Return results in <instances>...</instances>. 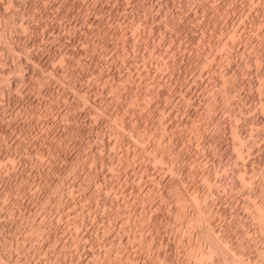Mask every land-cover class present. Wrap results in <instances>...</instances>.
I'll return each instance as SVG.
<instances>
[{"label":"rangeland","instance_id":"rangeland-1","mask_svg":"<svg viewBox=\"0 0 264 264\" xmlns=\"http://www.w3.org/2000/svg\"><path fill=\"white\" fill-rule=\"evenodd\" d=\"M2 1H3V4L1 6V10L5 11V12L7 11L8 14H11V15L13 14V16L15 18L16 26H17V23H20V21L22 19H27V20H25V21L23 20V22H21L22 23L21 27H20V24H18L19 25L18 27H16V26L14 27L12 25V28L7 29L8 31L6 30V32H7L6 37L0 36V40H1L0 46H2V48L0 49V56H2V57H0V68H3L5 71V73L0 72V78H3L2 79L3 82L5 79L6 80L12 79L13 81H15L13 83V85L8 90V91H10V93L6 92V93H4V96H3V94L0 95V99L1 98L5 99V101H4V99L0 100V114H1L0 115V124H1L0 130L3 131L0 134V140L1 139L3 140L2 137H4V139L6 141L9 140L7 143L5 142V140L3 142L1 140L0 144L1 143L2 144L0 146L2 147V145H3L4 149L0 147V149H3L0 151L3 153V152H6L5 150H7L8 152H10L12 150L11 152L13 154H15L16 156H19V155H20L19 157H21V155L24 157L26 156L25 158H27V160H28L25 163L28 165L25 166V164L24 165L20 164V165H18L19 168H17V171H16L15 179L16 178L17 179H16L15 184L16 185L18 184V187H23V190L21 188H19V190L17 189V191H16V192H18L17 194L15 192H13L15 194L14 196L16 198V204H18L19 207L15 204V206H17V207L14 206L15 208H13V211L15 212V215H13V217L15 220L17 218V221H15V224L13 226L14 231L12 230L11 233L16 231L17 234L14 233L13 235H11L12 236L10 239L11 243L8 242L9 245L12 244V246L8 245L10 251H12L11 255H10L11 259H10L8 264H15V263L16 264H18V263H20V264H23V263L24 264H33V263L34 264H86V263L87 264L88 263L89 264H94V263H96V264H100V263L101 264H182V263L183 264H249V263L250 264H264V238H263L264 237L263 236L264 235V232H263L264 229H262V228H264V224H263L264 221L263 220L261 221V218L263 217V215L261 213L264 212L263 211L264 209L262 208V206H264V202H262V200H261L263 198V201H264V194H262V193H264V177H263L264 176V112H263L264 111V73H263L264 72V50H263L264 49V43H263L264 42V28H263V26H264V0H249V1L248 0H184V1H182V0H157L158 2L156 0L155 1L154 0H152V1L151 0H108V1L107 0H92V1L91 0H71V2H70V0H62V2H61V0H33V1L32 0H21V1L20 0H18V1L17 0H2ZM34 1L36 4L33 3ZM53 1H55V2H53ZM141 1L143 3H141ZM16 2H17V6H16ZM26 2H27V4H26ZM51 2L53 4H51ZM59 2H61V3H59ZM7 3H8V5H7ZM12 4H14V5H12ZM20 4H22V5H20ZM72 4H73V6H72ZM102 4H103V7H102ZM69 5L72 8H70ZM18 6H20L21 8ZM17 7H18V9L16 11ZM37 7H38V10H37ZM67 7H68V10H67ZM40 8H41V10H40ZM47 8H48V10H47ZM57 8H58V10H57ZM59 9H60V11H59ZM162 9H163V11H162ZM43 10H44V12H43ZM171 10H172V12H171ZM22 11H24V12H22ZM31 11H32V13H31ZM91 12H92V14H91ZM14 13H16L19 16L17 17V15H15ZM212 13H214V14H212ZM28 14H31V15H28ZM80 14L82 17L81 16L79 17ZM144 14H145L146 18L144 16ZM159 14H160V16H159ZM48 15H49V17H48ZM147 16H148V18H147ZM37 18H39V19H37ZM42 18H43V21H42ZM47 18H49V19H47ZM88 18H90V19H88ZM143 18H144V21L147 19L145 21L147 23V25L145 22H143ZM28 19L30 20V22L34 21V23L31 24L32 22L30 23ZM170 19H172V21H170ZM68 21H69V23H68ZM83 21H84V23H83ZM92 21H93V23H92ZM26 22H28L30 24L28 25V23H27L28 26H26V24H24ZM79 22L81 23V25ZM141 22H143V23H141ZM46 23H48V25H46ZM144 23H145V25H144ZM35 24L37 27L35 26ZM41 24H42V26H41ZM70 24L72 26H70ZM73 24H75V25H73ZM225 24H226V26H225ZM22 25H25L27 27V29L22 28L23 27ZM53 25L54 26L57 25V26H55V28H54ZM1 26H2V21H0V27ZM74 26L76 27V29ZM156 26L158 27V29ZM29 27L30 28L33 27V29H29ZM122 27H123V29H122ZM140 27H141V29H140ZM34 28L35 29L38 28V30L36 31ZM42 28H44V29L42 30ZM67 28H69L68 30H70V31H68ZM228 28H229V30H228ZM10 29H12L13 31H11ZM53 29H54V31H52ZM71 29L74 30V32ZM129 29H130V31H129ZM165 29L166 30L168 29V30L165 31ZM44 30H46V31H44ZM126 31H128V32H126ZM9 32L12 35H14V36H12L13 41L15 40L14 43L17 45L23 46L22 52L20 51L19 54H17L16 52H11L10 50L8 51V49L6 48V46H7L6 38L8 40L9 36L11 35ZM135 32H136V34H134ZM158 32H160L161 35ZM106 33H108V34H106ZM117 33H119V34H117ZM125 33L127 35H125ZM137 33H138V35H137ZM69 34H71V38H69L70 37ZM97 35H99V36H97ZM57 36L60 37V38L58 37L59 39H61L60 41L57 38ZM82 36H84V37L87 36V37L84 38ZM103 36H105V37H103ZM41 37H43V38H41ZM102 37L104 40L102 39ZM131 37H132V39H131ZM231 37H233L232 40H231ZM79 38H80V41H79ZM88 38H89V41H88ZM141 38H144V40ZM19 39H21V40H19ZM69 39H70V41H69ZM92 39H93V41H92ZM97 39L99 40V42L97 41ZM38 40H39V43H38ZM41 40H43V41H41ZM52 40H54V41L52 42ZM55 40H57L58 42H55ZM86 40L90 43L88 44ZM107 40L109 41L108 43H107ZM120 40H121V42H120ZM204 40H205V42H204ZM61 41H62V43H61ZM67 41H68V44H67L68 47H66V45H64L67 43ZM78 41H79V44L77 43ZM3 42H5V43L3 44ZM25 42H27V44ZM28 42H30V43L28 44ZM50 42H52V43L50 44ZM124 43L127 45L128 51H127L126 45ZM59 44H60V46H59ZM122 44L125 45L124 46L125 49H124ZM145 44H147V45H145ZM27 45L29 46L28 48H27ZM50 45L52 47L55 46L54 47L55 49L52 48ZM62 45H64V47H62ZM100 45H102V46H100ZM44 46H46V48ZM48 46H50L51 50ZM70 46H72L73 48H71ZM74 46H75L76 50L74 49ZM76 46H77V48H76ZM89 46H91V47H89ZM148 46H149V48H148ZM99 47H100V49H102V51H100ZM29 48L30 49L32 48V49L30 50ZM65 48H67V49H65ZM132 48H133V50H132ZM2 49H4V51ZM86 49H87L88 53H87V51H85ZM254 49L257 51H255ZM1 50L3 52L2 55H1V53H2ZM46 50L48 52L50 51L49 55L51 57L48 55V52L45 54ZM60 50H61V53H60ZM71 50L74 52V54ZM124 50H126V51H124ZM40 51H42V52H40ZM65 51H67V52H65ZM68 51H69V53H68ZM116 51H118V52H116ZM123 51L125 53H123ZM29 52L32 54L34 53L33 55L35 57H29V55L27 54ZM35 52H37L38 54L37 53L35 54ZM70 52H71V54H70ZM81 52H82V54H81ZM52 53H54V54L52 55ZM56 53H57V55H56ZM65 53H66V55H65ZM110 53H111V55H109ZM62 54H63V56L65 55L64 57L66 58L67 61L65 59H62V58H64L62 56ZM77 54L78 55L80 54V56H78ZM148 54H150V55H148ZM259 54H261V55H259ZM46 55L49 56L50 58L47 59ZM67 55H69L70 58ZM15 56H17V58H18V56L24 58L26 60V62L23 61L21 63H22V65L25 63L24 66L28 63L27 64L28 68L24 67V66L21 67L22 65H19V61ZM42 56H44L43 58H45V59H43ZM60 56H62V58ZM81 56H83V57H81ZM26 57L34 59V62L32 63V59L29 60V58L27 60ZM38 57H41L42 61L38 60ZM54 57L57 59H55ZM107 57H109V59ZM49 59H50V61L48 62ZM61 59L63 60V62H66V63H63L65 67L62 65V68L60 69V67H61L60 65L62 64ZM69 59H70V61H69ZM15 60H17L18 62L16 63ZM110 60H112V61H110ZM5 61H7L6 63L9 64L10 66L7 65L5 63ZM39 61H41V62H39ZM115 61L118 63H116ZM45 62H47V64ZM81 62L83 65L81 64ZM113 63H115V64L113 65ZM136 63H137V65H136ZM32 64H34V65H32ZM40 64H42V65L40 66ZM56 64H57L58 68H57ZM97 64H99V66ZM124 64H127V65H124ZM4 65H6V66H4ZM17 65H19L21 70L15 71V68H13V66L18 67ZM79 66H80V68H79ZM132 66L134 68L136 67L138 69L135 70ZM68 67L70 69H68ZM64 68H65V70H64ZM75 68H76V70H74ZM90 68H91V70H90ZM257 68L259 69V73H258ZM36 69H38V70H36ZM51 69H53V70H51ZM66 69H68V70L66 71ZM94 69H95V71L93 73ZM119 69H120V71H118ZM42 70H44V71H42ZM81 70H83L84 73H82L83 71H81ZM114 70H115V72H114ZM78 71L83 74L82 77H81L82 74L80 75V73H78ZM131 71H132V74H130ZM170 71L172 73H170ZM23 72L24 73L26 72L24 74V76H26V78L25 77L23 78L25 80H23V79L19 80V78H17V75L21 74ZM44 72L47 74L44 75L45 74ZM50 72H52L53 74ZM112 72H114V73H112ZM133 72L135 75L133 74ZM260 72H262L261 74H263V76L260 74ZM57 74L60 76V79L58 78L59 76H57ZM64 74H65V76H63ZM69 74H71V75H69ZM113 74H114V79H116L117 81L113 79ZM178 74H180V75H178ZM55 75H56V78L54 77ZM109 75H111L112 78ZM116 75H117V78H116ZM126 75L127 76L129 75L130 77L127 78ZM131 75H133V76H131ZM48 76H50L52 78H50ZM61 76L64 78H62ZM74 76H75V79H74ZM259 76L263 77V78H261L263 81H260V82H263L262 84L257 82L258 79H260ZM45 77L48 78V81H47V78H45ZM119 77L120 78L122 77V78L119 80ZM53 78H54V80H53ZM45 79L47 82L44 81ZM32 80H33V82H32ZM204 80H205V82H204ZM68 81H69V83H68ZM113 81H115V82L112 83ZM28 82L30 85L27 84ZM31 82L33 83V85ZM48 82H51V83L49 84ZM175 82H176V84H175ZM118 83H119V85H118ZM127 83L129 86L127 85ZM253 83H255V84H253ZM20 84H22V87ZM47 84H49V85H47ZM115 84H117L116 87H114ZM53 85H54V87H53ZM111 85H113V86H111ZM137 85H139V86H137ZM44 87L46 88V90ZM61 87H62V89H61ZM148 87H150V88H148ZM11 88L13 90H10ZM42 88H44V89H42ZM51 88H53V89H51ZM56 88H58V89H56ZM80 88H81V90H83V92L85 90H87V93L86 92H84V93L88 94V95L84 94V96H88V98H89L88 100L91 103L87 104L88 101L84 102V100L82 99V96L80 95V94H82L81 93L82 91L80 90ZM89 88H90V90H89ZM175 89H177V90H175ZM39 90L42 92H40ZM53 90H54V92H52ZM77 91L79 93H77ZM62 92H64L63 93L64 96L62 95ZM137 92H139V93H137ZM12 93H13V95H12ZM41 93H42V96H41ZM162 93H164V94H162ZM65 94H67V95H65ZM192 94H194V95H192ZM259 94H261V95H259ZM29 95H31V96H29ZM136 95L137 96L139 95L138 96L139 101H137L138 99H137ZM151 95H152V97H151ZM175 95H176V97H175ZM202 95H203V97H202ZM21 96H22L23 100L21 99ZM93 96L95 98H92ZM128 96H129V98H128ZM47 97H49V98H47ZM58 98H60V99H58ZM36 99H37V101H36ZM71 99L72 100L74 99L73 102H71L72 101ZM97 99H99L100 102ZM39 100L41 103L39 102ZM49 100L52 101V103ZM69 100H71V101H69ZM91 100H93L94 102H97V103H93V105L91 106V104L93 102ZM2 101H4L5 105ZM7 101H9L10 103ZM18 101H20V103ZM25 101H27V102H25ZM114 101H115V103H114ZM36 102H37V104H36ZM102 102L105 103V106L101 104ZM236 102L238 105L236 104ZM69 103L72 104L71 108H70ZM115 104H116L115 107H117V109L119 108L120 111H119V109L115 110L113 108ZM169 104H170V106H169ZM33 105H35V107H33ZM39 105H41V107H38ZM45 105H47L48 107H45ZM96 105H97V107H96ZM110 105H111V107H110ZM1 106H3V107L1 108ZM14 106H16V107L14 108ZM22 106L24 108L27 107V109H24ZM62 106H64L63 109L65 108L67 111H65V109L63 110ZM73 107L75 110L73 109ZM105 107H107V108L104 109ZM228 107H230V108H228ZM247 107H248V109H247ZM8 108H9V112H8ZM19 108H21L20 112L17 110ZM28 108H29V110H28ZM97 108L104 109L105 113H103V111L100 112V110ZM78 109H80V110H78ZM84 109H85L86 113L83 112ZM113 109L115 111H112ZM131 109H132V111H131ZM10 110H12V111L10 112ZM36 110H37V112H36ZM60 110H61V112H60ZM95 110H97V111H95ZM15 111H17L16 112L17 115H15L16 114V113H14ZM28 111H29V114H27ZM34 111L36 113H34ZM78 111H79V113H78ZM89 111L92 114L97 112V114H99L100 118L97 117L98 115L96 116V115L90 114ZM172 111H174V112H172ZM244 111H245V113H244ZM4 112H5V114H4ZM6 112H8V113L6 114ZM62 112L64 114L67 113L68 115L67 116L64 114L62 115ZM70 112H72V113H70ZM74 112L76 113L75 115H74ZM110 112H112L113 115H112V113L110 115ZM120 112L122 115L120 114ZM140 112H142V113H140ZM9 113H12V114H9ZM23 113L26 115H24ZM115 113H118V115L117 114L114 115ZM128 113L130 114V116ZM19 114L24 115V116H21ZM79 114H80V116H79ZM103 114H106V116L105 115L102 116ZM6 115H7V117H10V115H11L12 118L10 117V120H9V118H7V120H5ZM14 115L16 116L17 119L15 118ZM18 115H19V117H17ZM70 115H72V117ZM73 115H74V118H73ZM123 115L125 117H123ZM31 116H33V117H31ZM77 116H78V118H77ZM20 117H22V119H20ZM75 117H76V121H77L76 123H75ZM13 118H15V119L13 120ZM121 118H124V119H121ZM133 118H134V120H133ZM71 119L73 122L71 121ZM80 119H82V121ZM111 119H112V121H111ZM244 119L248 120V122ZM4 120L6 123L4 122ZM16 120H17V122H16ZM22 120H24V121H22ZM234 120H235V122H233ZM1 121H3V122H1ZM8 121H9V124L11 123L10 126H9V124H7ZM11 121H13V123ZM80 121H81V123H80ZM101 121H102V123H101ZM121 121L124 122L123 123L124 126L126 125L125 126L126 130L124 129L125 127L122 126L123 124ZM18 122L20 125L18 124ZM24 122H26V123H24ZM154 122H155V124H154ZM236 122L238 123V125L236 124ZM94 123H96V124H94ZM115 123L116 124L118 123V124L116 125ZM128 123L130 126L128 125ZM26 124L27 125L29 124V127L31 126L30 127L31 129H28ZM100 124H102L103 126ZM11 125H13V127ZM22 125H24V126L22 127ZM74 125H75V127H74ZM93 125H94V127H93ZM136 125H138V126H136ZM150 125H152L151 128H149ZM153 125H155V126H153ZM1 126L3 129L1 128ZM7 126H9V128L12 129V132ZM19 126H21L20 127L21 130L19 129ZM70 126H71V128H70ZM118 126H120V127H118ZM234 126L237 127L236 130L238 129V131H236V130L234 131V129H235ZM5 127L7 130L4 129ZM129 127H130V129H129ZM164 127H166V128H164ZM175 127H177V128L175 129ZM14 128H16V129H14ZM67 128L69 131H67ZM77 128H80L82 130L77 129ZM154 128H157V130H155ZM239 128H240V130H239ZM242 128H243V131H242ZM52 129H54V130H52ZM95 129H97L98 131ZM127 129L130 131L128 132ZM134 129H136V130H134ZM28 130H32V131H28ZM50 130H52V131H50ZM58 130H59V133H58ZM123 130H125V131H123ZM132 130L134 131V133L131 134L130 132ZM6 131H8V132H6ZM13 131H14V133H13ZM22 131H23V133H20ZM77 131L78 132L80 131L81 133L80 132L78 133ZM114 131H115V134H113ZM116 131H117V133H116ZM137 131H138V133H137ZM240 131L242 132V134L240 133ZM9 132H11V133H9ZM25 132H26V134H25ZM60 132L62 135L60 134ZM82 132H83V134H82ZM90 132H91V134H90ZM151 132H153L154 134ZM175 132H176V136L174 137ZM236 132H238V133H236ZM3 133H5V136ZM8 133H9V136H7ZM63 133H65L66 135ZM86 133L87 134L89 133L91 136L89 134L87 135ZM92 133H94V134H92ZM11 134L14 135V136H12V138L10 137ZM152 134L154 137L152 136ZM249 134H250V136L248 137ZM72 135H73V138H72ZM96 135H97V139H96ZM123 135H125L124 138L121 137ZM158 135H160V136H158ZM177 135H179L178 136L179 138L177 137ZM238 135L239 136L241 135V137L238 138ZM6 136H7V138H5ZM68 136L74 142L71 143ZM137 136H140V137L136 138ZM155 136H156V138H155ZM162 136H163V138L165 137L164 138L165 140L162 138ZM172 136H173V139H172ZM157 137H158V140H160V137H161L162 140H160V143L157 140ZM242 137L243 138L245 137V138L243 139ZM38 138H39V140H38ZM49 138H50V140H49ZM75 138L77 141L74 140ZM121 138H122V141H121ZM153 138L156 139V141ZM52 139H53V141H52ZM61 139H65V140H61ZM101 139H102V142L104 141L103 142L104 144L101 142ZM108 139H110V141H108ZM20 140H21V142H20ZM148 140H150L151 142ZM152 140H153V142H152ZM178 140H179V142H178ZM167 141H168V144L166 143ZM19 142H20V144H19ZM39 142H40V144H39ZM46 142H47L48 146L45 145ZM64 142H66V143H64ZM95 142H97V143H95ZM124 142H126L127 144ZM128 142H131V143H128ZM148 142H150V143H148ZM164 143H166V144L164 145ZM5 144L9 145V148H6ZM50 144L54 145L53 147L56 149H53L52 145L50 146ZM131 144L133 146H131ZM154 144L155 145L158 144L157 145L158 147L154 148L155 147ZM159 144H161L162 146ZM240 144H242L241 147L243 148V150L240 148ZM260 144H261V146H260ZM149 145H150V147H149ZM20 146H22V147H20ZM125 146H127V148ZM152 146H153V148L151 149ZM159 146L161 147L162 150L160 149ZM47 147H48V151H47ZM60 147L62 149H60ZM65 147H66V150H65ZM129 147L131 149H129ZM134 147H135V149H134ZM142 147L143 148L147 147V149H146L147 151L145 152V148L142 149ZM248 147H249V149H248ZM10 148H13V149H10ZM31 148H33V149H31ZM103 148H105V149H103ZM238 148H239V150H238ZM91 149H93L92 153H91V151H89ZM101 149H102V151H101ZM128 149L130 150L129 152H127ZM136 149H138V150L135 151ZM140 149L143 151L141 155H140V153H141ZM154 149L155 150L159 149V151L156 150L157 151L156 153L158 154L157 156L159 157V155L162 153V155L159 158H161V160H162V157H163V160H165L166 163L169 162V163H167L168 166L165 163H163L162 161H160L157 156H155L156 153L153 154L155 151ZM14 150L16 152H14ZM40 150H42V151H40ZM55 150H57L58 152ZM133 150L135 152H133ZM18 151L20 152V154ZM43 151L45 152V154ZM160 151H162V152H160ZM236 151H238V152H236ZM239 151H240V154H239ZM40 152H42L43 156ZM94 152H96L97 154H94ZM131 152L133 154H135L136 157ZM75 153H76V155H75ZM129 153H131V154H129ZM163 153L165 154L166 159L164 158ZM91 154L93 155V157L96 155H98V156H96L97 158L94 157L92 160ZM103 154L105 157L103 156ZM120 154H121V156L122 155H124V156L126 155V156L125 157L123 156L122 158H120L121 157V156H119ZM127 154H129V155H127ZM137 154H139V155L137 156ZM167 154L169 156H167ZM46 155L48 156V158ZM65 155H66V157H65ZM68 155H69V157H68ZM89 155H90V157H89ZM131 155H133V156H131ZM153 155L155 156L156 159L152 158V157H154ZM178 155H180V156H178ZM109 156L110 157L112 156V158H110ZM139 156H140V159H139ZM176 156H178L177 158H179V157H181V158L176 159ZM108 157L110 158V160L107 159ZM169 157L170 158L172 157V158L170 159ZM28 158H30L31 161ZM46 158H47V160H46ZM125 158H126V160H125ZM2 159L3 160H0V162L4 161L5 158H2ZM67 159H68V161H67ZM71 159H72V161H71ZM94 159H95V162L97 161L98 163L97 162L95 163ZM120 159H123L125 161V163L123 164L124 161L123 160L121 161ZM172 159H174V160L176 159L175 162ZM34 160H35V162H34ZM38 160H40L39 161L40 163L38 162ZM145 160H147L146 163H145ZM170 160H172V161H170ZM69 161H71V162H69ZM101 161H104V163H102ZM29 162H31V164H29ZM36 162L38 164H35ZM74 162H75V164H73ZM111 162H112V164H111ZM121 162H122V166L119 165V164H121ZM82 163L84 164V169L82 167V165H83ZM115 163H117V164L113 165ZM172 163H176V164H174V166L173 165L170 166V164H172ZM62 164L65 165V168H63L64 166ZM95 164H97V165H95ZM37 165H40V166H38L39 168H37ZM44 165H45V167L43 168L42 166H44ZM73 165H74V168H76V166H79V168L77 167V170L74 171V169L72 168ZM101 165H102L103 169L101 168ZM118 165H119V167H118ZM20 166L23 168H21ZM29 166L32 167L33 172ZM228 166L230 167L229 171H228V168H229ZM85 167H86V170H85ZM90 167L92 168V170ZM94 167L97 169H95ZM148 167H149V169H148ZM231 167H233V169H231ZM235 167H237V169H235ZM1 168H0V172H1L0 176H4V177H3V179H2V177H0V180L3 181V182L0 181V197H2V199H3L6 196L4 198L6 200V199H8L9 194H7L8 191L6 190V187H4V186L7 184V182L10 179H12V176L10 174H8V172L6 170H4V168H2L4 170V171H2ZM28 168H30V170ZM42 168H43V170H42ZM80 168H82L83 170ZM169 168L170 169L175 168V170L172 172L173 169L170 170ZM208 168H209L210 172L208 171ZM239 168L241 171V172L239 171L240 175L237 173ZM21 169L24 172H22ZM98 169H99V171H98ZM114 169H115V171H114ZM154 169H156V170H154ZM38 170H40V171H38ZM48 170L50 173L47 172ZM80 170H82V171H80ZM84 170L86 171L85 172L86 174L84 173V177L86 176V178H89V179H86L83 177ZM120 170H121V172H120ZM169 170L171 172H169ZM177 170L180 174L178 172H176ZM232 170H234V171H232ZM5 171L7 172L8 175H6ZM43 171H45V175L47 174L46 177L44 176ZM55 171L57 173H59V172L60 173L57 174ZM97 171H98L97 174H99V175L96 174ZM102 171H104V172L106 171V172L103 173ZM153 171H154V173L152 174ZM207 171L209 172V174L211 176L209 174H207L208 173ZM27 172H29V174H27ZM64 172H65V174H64ZM88 172H90V173H88ZM92 172H94L95 174ZM234 172H236V173H234ZM38 173H40V174H38ZM76 173H77V175H76ZM91 173L93 174V177H91L92 176ZM172 173H174V174H172ZM241 173H243V174L247 173L248 176L252 177V178L251 179H249V177L247 178L246 174H245V176L242 174V176H243L242 177ZM261 173H263V174H261ZM20 174H22V176H20ZM71 174H74V175H71ZM104 174H106L105 175L106 177H104V179H103L102 176H104ZM129 174H132V175H129ZM142 174H144V175H142ZM48 175H50V176H48ZM95 175H97V176H95ZM35 176H37V177H35ZM236 176H238V177H236ZM21 177L23 179H20ZM31 177H32V179H31ZM76 177L79 179H77ZM241 177L242 178L246 177V178L242 179ZM7 178H8V180H7ZM34 178L36 180H34ZM93 178H95V179H93ZM98 178L100 179V181H102V187L100 186L101 183H99ZM5 179L7 180L6 184H5V181H6ZM29 179H31V180H29ZM40 179L43 180V181H41L43 184L40 183ZM69 179H71V180H69ZM72 179H74L75 181ZM90 179H92L93 181ZM105 179L107 180V182ZM164 179H165V181H164ZM20 180H21V183H20ZM161 180H162V182H161ZM172 180H174V181H172ZM187 180L190 182L187 183ZM214 180H216V181H214ZM10 181L9 182L12 184L13 179ZM31 181H32V183H31ZM66 181L67 182L70 181L69 184ZM72 181H74V183H72ZM79 181H81L80 183L84 187H86L85 184H87V188H85L86 194L83 192L84 187H81ZM206 181H208V182H206ZM240 181H242L243 184ZM28 182H29V185H31V187L28 185ZM38 182H39V184H37ZM47 182L49 185L51 184L52 186L50 187L47 184ZM61 182H63V183H61ZM96 182H97V184L99 183L97 186H95ZM104 182H106L105 184L108 187L106 185L105 186L103 185ZM234 182H236V183L234 184ZM209 183H211V184L209 185ZM20 184H23V185L20 186ZM24 184H25V188H24ZM32 184H33V186H32ZM40 184H41V187H40ZM56 184L58 186V189L57 188L55 189ZM62 184H64V185H62ZM236 184H238V185H236ZM1 185H2V188H1ZM26 185L29 187H27ZM37 185H39V186H37ZM68 185H70V187L72 185L74 186L73 191ZM77 185H79L80 188L77 187ZM132 185H133L134 190L132 189ZM144 185H145V187H144ZM249 185H250V187H249ZM36 186L39 188H37ZM43 186H45V187H43ZM48 186L50 187L49 189H48ZM61 186L66 187V188H64V190H63V188ZM89 186H91L90 189H89ZM117 186L118 187L120 186V187L118 188ZM122 186L125 187L126 189L123 188ZM52 187H53V191L55 193H57V191H55V190H58V191H59V189H61L60 191L63 190L64 194L61 192L63 194V195L61 194V196L63 198L61 196L60 197L57 196L60 194V191L56 195L54 193H52L53 191L50 190V189H52ZM76 187L82 191V192H80L82 194L79 193L80 196H78L79 195L78 192L80 190H78ZM95 187L96 188L98 187L99 192H98V189H96ZM116 187L118 188V190L116 189ZM147 187H150V188H147ZM152 187H154V189H152ZM184 187H186L188 190L186 191V188H184ZM193 187H194V189H193ZM211 187H212V189H211ZM253 187H254V189H251ZM34 188L36 190H39V191L34 190ZM93 188L95 189L96 192L93 190ZM102 188H104V189H102ZM122 188H123V190L124 189L125 190L121 191ZM75 189H77L78 191H76ZM88 189H89V191H87ZM112 189H114V190H112ZM140 189H142V190H140ZM255 189L257 191H255ZM115 190H117V191H115ZM151 190H153V191H151ZM159 190L160 191L162 190L163 192H159ZM177 190H179V191H177ZM248 190L251 191V194H250V191H248ZM252 190L255 192H253ZM4 191L7 193H5ZM19 191H20V194L22 193L21 194L22 196L25 195L24 196L25 198L21 197V195L19 194ZM23 191L25 192V194L23 193ZM46 191H48V192L46 193ZM50 191H51V194H49ZM64 191L65 192L67 191V192L65 193ZM70 191H71V193H69ZM175 191L178 193H176ZM30 192H32V193H30ZM37 192H39V193H37ZM41 192H43V193H41ZM123 192L124 193L126 192V195L123 194ZM174 192H175V195L173 194ZM75 193L78 195L76 196ZM90 193H92V194H90ZM170 193H171V195H170ZM192 193H194V194H192ZM28 194L30 195V197ZM38 194L39 195L42 194L43 196L42 195L38 196ZM48 194L51 196H49ZM52 194H54V195H52ZM65 194H67L68 196L66 197ZM160 194L164 195V196H161ZM177 194H178V197L182 198V199L177 198L176 197ZM195 194L198 196H195ZM32 195H34V196H32ZM45 195H46L47 199L45 198ZM64 195H65V197H64ZM71 195H72V197H70ZM122 195H124V197ZM18 196L20 198H18ZM35 196H36V198L38 196L37 199H39V200H37L35 198ZM90 196H92V197L94 196V197L91 198ZM165 196L167 198H165ZM171 196H172V199H170ZM56 197H57V199H56ZM85 197H87V198H85ZM112 197H113V199H112ZM128 197H130L129 198L130 201L127 200ZM48 198L50 199L51 202L49 201ZM60 198H61L62 202L60 201ZM64 198L65 199L67 198L66 199L67 202H65ZM70 198H72V201ZM88 198L92 199V200L89 201V200H87ZM94 198L97 199V201H98L97 204L95 203L97 201ZM109 198L113 201H111ZM185 198L187 199V201ZM2 199H0V201L4 200V199L3 200ZM43 199L47 200V201H45L46 205L48 204L47 202H49L50 204H48V206H46L44 204ZM58 199H59V202H58V205H56L57 204L56 202L58 201ZM75 199H78L77 202H75L76 201ZM189 199H191V200H189ZM107 200H108V202H106ZM143 200H144V202H143ZM183 200L186 201V204L182 203ZM41 201H43V203H41ZM68 201H69V205H68ZM87 201L90 204V206L92 205V207H90L89 204H87ZM110 201L112 203L114 201L115 202L112 204V203H110ZM167 201H169V203ZM259 201L262 203V205ZM19 202H21V203H19ZM170 202H171V204H170ZM62 203L64 204L65 207L63 209V205H60V209H59L60 211H58L57 208H59L58 207L59 204H62ZM74 203H76L78 206L75 205ZM84 203H85V205H84ZM109 203L111 204L112 209L109 208L110 207ZM258 203H259V206H261V208L256 206V205H258ZM51 204H54L55 206L52 207V206H50ZM72 204H73V206H71ZM20 205L21 206L26 205V206L21 207ZM66 205H68L67 207H69L68 210H67ZM253 205H254V207H253ZM38 206H41L42 211L40 209H38L39 208ZM74 206H77L76 208L78 210L75 208L77 210V213H76V210L73 208ZM83 206H84V209H83ZM86 206L87 207L89 206V207L87 208ZM116 206H118L120 208H118ZM24 207H25V209H24ZM33 207H34V209H33ZM49 207H50V210L52 209L51 213H49V209H48ZM93 207H94L95 211L92 210ZM250 207H252V208H250ZM29 208H31V210ZM259 208L263 209V210H261V213L259 212L260 210H257ZM26 209H28L29 211L27 210L28 213L26 212V214H25V212H23V211H26ZM72 209H73V211H71ZM113 209H116V211L122 210L123 213L120 215V213L122 211H120V213L117 212L120 215V217H119V215L116 216L117 213ZM141 209L143 212L141 211ZM34 210H37V211L39 210V213L43 217V218L40 217V214L36 211V213L39 214V216L37 215V219H35L36 220L35 223H33V221H34L33 219L36 217L35 212L33 213ZM46 210H48V211H46ZM56 210H57V212L55 213ZM80 210H82V212ZM108 210L109 211L113 210V213L109 212ZM133 210H135L136 212H134ZM44 211H45V213H47V214H45L47 219H44V216L42 215V214H44ZM103 211L106 213H102ZM14 212H12V214H14ZM21 212H23L22 214L24 216L25 215L26 216L24 217L23 215H21ZM58 212H62V214L64 212H66L65 214H68V213H70V214L69 215L63 214L62 220H61V216H60L61 213H58ZM83 212H84V216L87 218L85 220L82 218V217H84L82 215ZM257 212H259L260 215ZM48 213L50 216L48 215ZM79 213H80V215H79ZM29 214H30V217L27 216ZM53 214L54 215L56 214V215L54 216ZM57 214L59 215L58 218H60L59 220H61V221L56 220L55 217L58 216ZM71 214H73V215H71ZM99 214L104 215L105 219L103 220L102 218L104 216H101ZM20 215L24 218H22ZM51 215L54 217L53 219L51 218L52 217ZM88 215H89V217H88ZM15 216H17V217L15 218ZM75 216H76V218H75ZM100 216H101V218H100ZM259 216H260V218H259ZM32 217H33V219H30ZM77 217L81 221H82V219L84 221H86V222L82 221L85 224L83 225V223L81 221L77 220L78 219ZM1 218H3V217L1 216L0 219ZM21 218H22V220L24 219L23 222H22ZM50 218L52 219V224H50L51 223V220H49ZM133 218H135V219H133ZM258 218L260 221H258ZM26 219H28V220H26ZM63 219H65V220H63ZM262 219H264V217ZM2 220L3 219H1L0 221H2ZM44 220H46V222L48 220V224L50 227L48 226V224H46V222H44ZM75 220L77 223L75 222ZM102 220H103V222H102ZM29 221H31V222H29ZM57 221H59V222H57ZM67 221H68V224H66ZM25 222H27V223L25 224ZM37 222H38V224H40L42 226L46 225L44 227H41L43 229L40 228L39 232H38V230L33 228L34 225L37 224ZM39 222H41V223H39ZM64 222H66V223H65L64 227H62ZM146 222H147V224H146ZM30 223L31 224L33 223L34 225L32 224L33 225L32 226ZM70 223H71V227L68 226ZM53 224H54L55 228H54ZM81 224H82V226H81ZM56 225H58V227ZM2 226H3L2 223H0L1 231L2 232L5 231L6 233H8L7 230H4L6 228L5 227L3 228ZM29 226H31V229ZM51 226H53V227H51ZM79 226L82 229V232H81V229L80 230L77 229V227H79ZM64 228H66L67 230ZM71 228L72 229L74 228V229L71 230ZM75 228L77 229L76 231H78L77 232L78 234L75 233L76 232ZM45 229H48V230L44 232ZM18 230H19V232H18ZM33 230L35 232H32V234L26 233L27 237L25 238V231L31 233V231H33ZM49 230H51V231H49ZM69 230H71V231L69 232ZM21 231H23V232H21ZM66 231L69 232L72 236L76 235V234L78 236L76 235V236H74V238L70 237V234L67 233ZM86 231L89 232V235L91 234L93 236V238H91L90 237L91 235L89 236L88 233L86 234L87 235L86 236L85 235ZM260 231H261V233H260ZM20 233H22V234H20ZM41 233H43V234L45 233V234L44 235L42 234V236H41V235H39ZM80 233H82V234H80ZM18 234H19V237L21 235H23V238L21 236L20 238L18 237L15 240V236H18ZM33 234L36 237L35 236L32 237ZM37 235H38V237H37ZM106 235H107V238H106ZM101 236L104 237L105 240H103V238ZM28 237H29V239H28ZM66 237H69V239ZM85 237H87V238H85ZM88 238H89V240H88ZM90 238H91V240H90ZM12 239H13V241H12ZM22 239H23V241H22ZM30 239H31V241H30ZM45 239H47V241ZM65 239H67L68 241L66 242ZM74 239H75V241H74ZM78 239H81V240H79L80 243L77 242ZM86 239L88 240L89 243H87V241H85ZM108 240H110V241H108ZM18 241L21 245L18 244ZM69 241L71 242V246L69 245L70 244ZM25 242H27L29 244L26 243L24 245ZM41 242H42V244H41ZM58 242L59 243L61 242V243L57 244ZM64 242H66L65 243L66 245L62 244ZM75 243L79 246V248H80L79 250H78V248H76L77 245ZM84 243L86 244V247H85ZM56 244L58 245V247H55ZM67 244H68V246H67ZM213 244H215L219 250L216 247L212 246ZM40 245L42 246V248ZM83 245H84L85 249H84ZM60 246H61V248H59ZM64 246L68 252L65 250V248L62 249V247H64ZM11 247H14L16 250L18 249V251H14V249ZM22 247H24V248L22 249ZM67 247H69V248H67ZM34 248H36V251ZM75 248H76V250H75ZM61 249H62V251H61ZM233 249L235 251H233ZM125 250H127V251H125ZM213 250L216 252H214ZM23 251L25 252V254H22V253H24ZM26 251H28L30 254ZM54 251H56V252H54ZM63 251H65V252H63ZM79 251H80V253H79ZM93 252H94V255H93ZM95 252H97V253L95 254ZM64 253H66V254L64 255ZM71 253H73V254H71ZM19 254H21V255H19ZM55 254H57L56 257H54ZM98 254H99V256H98ZM103 254H104V257H103ZM217 254H218V256H217ZM16 255L19 256V257L17 256L18 262L15 259ZM73 255H74V257H73ZM75 255H78L80 257L75 256ZM227 255H228V257H227ZM237 255H238V257H237ZM241 256H243V257H241ZM96 257H98V259ZM23 258H25V259L23 260ZM79 258H81L83 260H81V259L79 260ZM19 259H21V260H19ZM26 259H29V260H26ZM45 259H46V261H45ZM75 259H77V261L79 263ZM22 260H23V262H22ZM241 260H242V262H240ZM43 261H44V263H43Z\"/></svg>","mask_w":264,"mask_h":264},{"label":"bare ground","instance_id":"bare-ground-1","mask_svg":"<svg viewBox=\"0 0 264 264\" xmlns=\"http://www.w3.org/2000/svg\"><path fill=\"white\" fill-rule=\"evenodd\" d=\"M1 1H2V0H0V21H2V26L0 27V36H5V37H6V33H7L6 30L9 29V28H12V25L15 27L16 24H15V18H14V16H13V14L11 15V14H8L7 11H6V12H7V13H6L5 11H2V10H1V6H2V4H3V1H2V2H1ZM17 1H18V0H17ZM20 1H21V0H20ZM20 1H19V2H20ZM32 1H33V0H32ZM91 1H92V0H91ZM107 1H108V0H107ZM151 1H152V0H151ZM154 1H155V0H154ZM156 1H157V0H156ZM182 1H184V0H182ZM248 1H249V0H248ZM38 2H39V1H38ZM41 2H42V1H41ZM53 2H55V1H53ZM61 2H62V0H61ZM61 2H59V3H61ZM70 2H71V0H70ZM72 2H73V1H72ZM109 2H110V1H109ZM144 2H145V1H144ZM147 2H148V1H147ZM157 2H158V1H157ZM159 2H160V1H159ZM225 2H226V1H225ZM255 2H256V1H255ZM13 3H14V2H13ZM33 3H35V1H34ZM42 3H43V2H42ZM42 3H41V4H42ZM65 3H66V2H65ZM96 3H97V2H96ZM141 3H143V2L141 1ZM151 3H152V2H151ZM166 3H167V2H166ZM166 3H165V4H166ZM205 3H206V2H205ZM249 3H250V2H249ZM256 3H257V2H256ZM258 3H259V2H258ZM26 4H27V2H26ZM35 4H36V3H35ZM51 4H53V3L51 2ZM51 4H50V5H51ZM75 4H76V3H75ZM88 4H89V3H88ZM92 4H93V3H92ZM100 4H101V3H100ZM171 4H172V3H171ZM223 4H224V3H223ZM243 4H244V3H243ZM7 5H8V3H7ZM12 5H14V4H12ZM20 5H22V4H20ZM45 5H46V4H45ZM58 5H59V4H58ZM60 5H61V4H60ZM63 5H64V4H63ZM83 5H84V4H83ZM90 5H91V4H90ZM98 5H99V4H98ZM109 5H110V4H109ZM132 5H133V4H132ZM189 5H190V4H189ZM207 5H208V4H207ZM247 5H248V4H247ZM9 6H10V5H9ZM16 6H17V2H16ZM28 6H29V5H28ZM31 6H32V5H31ZM37 6H38V5H37ZM48 6H49V5H48ZM72 6H73V4H72ZM81 6H82V5H81ZM96 6H97V5H96ZM195 6H196V5H195ZM197 6H198V5H197ZM211 6H212V5H211ZM10 7H11V6H10ZM10 7H9V8H10ZM18 7H20V6H18ZM18 7L16 8V11H17ZM35 7H36V6H35ZM69 7H70V5H69ZM102 7H103V4H102ZM134 7H135V6H134ZM172 7H173V6H172ZM212 7H213V6H212ZM20 8H21V7H20ZM24 8H25V7H24ZM27 8H28V7H27ZM42 8H43V7H42ZM70 8H72V7H70ZM92 8H93V7H92ZM92 8H91V9H92ZM96 8H97V7H96ZM96 8H95V9H96ZM98 8H99V7H98ZM117 8H118V7H117ZM121 8H122V7H121ZM177 8H178V7H177ZM205 8H206V7H205ZM209 8H210V7H209ZM3 9H4V8H3ZM44 9H45V8H44ZM60 9H61V8H60ZM60 9H59V11H60ZM64 9H65V8H64ZM73 9H74V8H73ZM77 9H78V8H77ZM89 9H90V8H89ZM134 9H135V8H134ZM141 9H142V8H141ZM149 9H150V8H149ZM156 9H157V8H156ZM163 9H164V8H163ZM163 9H162V11H163ZM24 10H25V9H24ZM34 10H35V9H34ZM34 10H33V11H34ZM37 10H38V7H37ZM40 10H41V8H40ZM47 10H48V8H47ZM57 10H58V8H57ZM67 10H68V7H67ZM137 10H138V9H137ZM157 10H158V9H157ZM177 10H178V9H177ZM201 10H202V9H201ZM201 10H200V11H201ZM256 10H257V9H256ZM260 10H261V9H260ZM16 11H15V12H16ZM19 11H20V10H19ZM19 11H18V12H19ZM26 11H27V10H26ZM88 11H89V10H88ZM100 11H101V10H100ZM146 11H147V10H146ZM158 11H159V10H158ZM215 11H216V10H215ZM22 12H24V11H22ZM22 12H21V13H22ZM40 12H41V11H40ZM43 12H44V10H43ZM66 12H67V11H66ZM137 12H138V11H137ZM156 12H157V11H156ZM171 12H172V10H171ZM175 12H176V11H175ZM258 12H259V11H258ZM21 13H20V14H21ZM31 13H32V11H31ZM45 13H46V12H45ZM94 13H95V12H94ZM117 13H118V12H117ZM173 13H174V12H173ZM14 14L17 15L16 13H14ZM22 14H23V13H22ZM65 14H66V13H65ZM69 14H70V13H69ZM74 14H75V13H74ZM91 14H92V12H91ZM108 14H109V13H108ZM189 14H190V13H189ZM212 14H214V13H212ZM250 14H251V13H250ZM257 14H258V13H257ZM28 15H31V14H28ZM46 15H47V14H46ZM56 15H57V14H56ZM59 15H60V14H59ZM120 15H121V14H120ZM140 15H141V14H140ZM255 15H256V14H255ZM18 16H19V15H17V17H18ZM80 16H81V14L79 15V17H80ZM121 16H122V15H121ZM144 16H145V14H144ZM159 16H160V14H159ZM173 16H174V15H173ZM25 17H26V16H25ZM40 17H41V16H40ZM46 17H47V16H46ZM48 17H49V15H48ZM81 17H82V16H81ZM103 17H104V16H103ZM154 17H155V16H154ZM86 18H87V17H86ZM97 18H98V17H97ZM145 18H146V16H145ZM147 18H148V16H147ZM167 18H168V17H167ZM210 18H211V17H210ZM37 19H39V18H37ZM47 19H49V18H47ZM88 19H90V18H88ZM108 19H109V18H108ZM113 19H114V18H113ZM129 19H130V18H129ZM163 19H164V18H163ZM184 19H185V18H184ZM188 19H189V18H188ZM16 20H17V19H16ZM23 20L25 21V20H27V19H22V20L20 21V23H17V26H16V27L19 26L18 24H20V27H21V24H22L21 22H23ZM28 20H29V19H28ZM44 20H45V19H44ZM51 20H52V19H51ZM99 20H100V19H99ZM99 20H98V21H99ZM120 20H121V19H120ZM126 20H127V19H126ZM146 20H147V19H146ZM146 20H145V21H146ZM168 20H169V19H168ZM248 20H249V19H248ZM254 20H255V19H254ZM36 21H37V20H36ZM38 21H39V20H38ZM42 21H43V18H42ZM45 21H46V20H45ZM45 21H44V22H45ZM89 21H90V20H89ZM96 21H97V20H96ZM145 21H144V18H143V22H145ZM170 21H172V19H170ZM29 22H30V20H29ZM31 22H32V21H31ZM31 22H30V23H31ZM46 22H47V21H46ZM72 22H73V21H72ZM87 22H88V21H87ZM94 22H95V21H94ZM120 22H121V21H120ZM143 22H141V23H143ZM147 22H148V21H147ZM188 22H189V21H188ZM27 23H28V22H26V23H24V24H26V26H28L30 23H28V25H27ZM33 23H34V21H33L31 24H33ZM50 23H51V22H50ZM68 23H69V21H68ZM70 23H71V22H70ZM79 23H80V22H79ZM83 23H84V21H83ZM83 23H82V24H83ZM90 23H91V22H90ZM92 23H93V21H92ZM118 23H119V22H118ZM129 23H130V22H129ZM145 23H146V22H145ZM145 23H144V25H145ZM154 23H155V22H154ZM159 23H160V22H159ZM162 23H163V22H162ZM184 23H185V22H184ZM14 24H15V25H14ZM43 24H44V23H43ZM51 24H52V23H51ZM107 24H108V23H107ZM113 24H114V23H113ZM133 24H134V23H133ZM182 24H183V23H182ZM186 24H187V23H186ZM46 25H48V23H46ZM73 25H75V24H73ZM80 25H81V23H80ZM80 25H79V26H80ZM95 25H96V24H95ZM104 25H105V24H104ZM123 25H124V24H123ZM146 25H147V23H146ZM164 25H165V24H164ZM257 25H258V24H257ZM22 26H23L22 28H24V29L26 28V29H27V27H26L25 25H22ZM35 26H36V24H35ZM41 26H42V24H41ZM49 26H50V25H49ZM53 26H54V25H53ZM55 26H57V25H55ZM55 26H54V28H55ZM70 26H72V25L70 24ZM87 26H88V25H87ZM133 26H134V25H133ZM157 26H158V25H157ZM157 26H156V27H157ZM225 26H226V24H225ZM36 27H37V26H36ZM74 27H75V26H74ZM80 27H81V26H80ZM90 27H91V26H90ZM100 27H101V26H100ZM100 27H99V28H100ZM104 27H105V26H104ZM137 27H138V26H137ZM146 27H147V26H146ZM242 27H243V26H242ZM87 28H88V27H87ZM113 28H114V27H113ZM113 28H112V29H113ZM126 28H127V27H126ZM142 28H143V27H142ZM168 28H169V27H168ZM217 28H218V27H217ZM244 28H245V27H244ZM263 28H264V26H263ZM29 29H33V27H32V28L29 27ZM34 29H35V28H34ZM43 29H44V28H42V30H43ZM68 29H69V28H67V30H68ZM73 29H74V28H73ZM75 29H76V27H75ZM79 29H80V28H79ZM97 29H98V28H97ZM106 29H107V28H106ZM106 29H105V30H106ZM122 29H123V27H122ZM140 29H141V27H140ZM154 29H155V28H154ZM157 29H158V27H157ZM160 29H161V28H160ZM179 29H180V28H179ZM186 29H187V28H186ZM209 29H210V28H209ZM255 29H256V28H255ZM10 30L13 31L12 29H10ZM14 30H15V29H14ZM35 30L37 31L38 28L35 29ZM42 30H41V31H42ZM58 30H59V29H58ZM71 30H72V29H71ZM95 30H96V29H95ZM100 30H101V29H100ZM135 30H136V29H135ZM144 30H145V29H144ZM167 30H168V29H167ZM167 30L165 29V31H167ZM228 30H229V28H228ZM258 30H259V29H258ZM258 30H257V31H258ZM7 31H8V30H7ZM16 31H17V30H16ZM19 31H20V30H19ZM19 31H18V32H19ZM44 31H46V30H44ZM52 31H54V29H53ZM68 31H70V30H68ZM72 31L74 32V30H72ZM76 31H77V30H76ZM82 31H83V30H82ZM85 31H86V30H85ZM90 31H91V30H90ZM98 31H99V30H98ZM129 31H130V29H129ZM145 31H146V30H145ZM207 31H208V30H207ZM221 31H222V30H221ZM38 32H39V31H38ZM48 32H49V31H48ZM86 32H87V31H86ZM124 32H125V31H124ZM126 32H128V31H126ZM9 33H10V32H9ZM13 33H14V32H13ZM16 33H17V32H16ZM52 33H53V32H52ZM52 33H51V34H52ZM54 33H55V32H54ZM57 33H58V32H57ZM111 33H112V32H111ZM115 33H116V32H115ZM152 33H153V32H152ZM158 33L161 35L160 32H158ZM166 33H167V32H166ZM211 33H212V32H211ZM241 33H242V32H241ZM10 34H11V33H10ZM14 34H15V33H14ZM73 34H74V33H73ZM78 34H79V33H78ZM82 34H83V33H82ZM88 34H89V33H88ZM95 34H96V33H95ZM106 34H108V33H106ZM117 34H119V33H117ZM134 34H136V32H135ZM163 34H164V33H163ZM26 35H27V34H26ZM43 35H44V34H43ZM43 35H42V36H43ZM79 35H80V34H79ZM89 35H90V34H89ZM125 35H127V34L125 33ZM137 35H138V33H137ZM140 35H141V34H140ZM151 35H152V34H151ZM175 35H176V34H175ZM229 35H230V34H229ZM255 35H256V34H255ZM261 35H262V34H261ZM12 36H14V35L11 34V35L9 36L8 40H7V38H6V42H7V43H6V44H7L6 48L8 49V51L10 50L11 52H16L17 54H19L20 51L22 52V47H23V46L15 44V43H14L15 40L13 41ZM17 36H18V35H17ZM29 36H30V35H29ZM69 36H70L69 38H71V34H69ZM72 36H73V35H72ZM77 36H78V35H77ZM90 36H91V35H90ZM97 36H99V35H97ZM114 36H115V35H114ZM116 36H117V35H116ZM143 36H144V35H143ZM157 36H158V35H157ZM176 36H177V35H176ZM235 36H236V35H235ZM7 37H8V36H7ZM15 37H16V36H15ZM19 37H20V36H19ZM50 37H51V36H50ZM54 37H55V36H54ZM58 37H59V36H57V38H58ZM61 37H62V36H61ZM82 37H84V36H82ZM85 37H87V36H85ZM85 37H84V38H85ZM103 37H105V36H103ZM103 37H102V39H103ZM127 37H128V36H127ZM134 37H135V36H134ZM139 37H140V36H139ZM237 37H238V36H237ZM247 37H248V36H247ZM258 37H259V36H258ZM2 38H3V37H2ZM31 38H32V37H31ZM35 38H36V37H35ZM41 38H43V37H41ZM59 38H60V37H59ZM59 38H58V39H59ZM74 38H75V37H74ZM74 38H73V39H74ZM80 38H81V37H80ZM80 38H79V41H80ZM92 38H93V37H92ZM107 38H108V37H107ZM111 38H112V37H111ZM156 38H157V37H156ZM164 38H165V37H164ZM210 38H211V37H210ZM221 38H222V37H221ZM232 38H233V37H231V40H232ZM240 38H241V37H240ZM15 39H16V38H15ZM100 39H101V38H100ZM131 39H132V37H131ZM141 39L144 40V38H141ZM148 39H149V38H148ZM161 39H162V38H161ZM211 39H212V38H211ZM19 40H21V39H19ZM60 40H61V39H59V41H60ZM81 40H82V39H81ZM84 40H85V39H84ZM103 40H104V39H103ZM108 40H109V39H108ZM108 40H107V43L109 42ZM112 40H113V39H112ZM127 40H128V39H127ZM164 40H165V39H164ZM209 40H210V39H209ZM216 40H217V39H216ZM219 40H220V39H219ZM235 40H236V39H235ZM0 41H1V40H0ZM3 41H4V40H3ZM41 41H43V40H41ZM53 41H54V40H52V42H53ZM65 41H66V40H65ZM69 41H70V39H69ZM79 41L77 42L78 44H79ZM86 41H87V40H86ZM88 41H89V38H88ZM88 41H87V43L89 44L90 42H88ZM92 41H93V39H92ZM97 41L99 42L98 39H97ZM97 41H96V42H97ZM101 41H102V40H101ZM123 41H124V40H123ZM146 41H147V40H146ZM150 41H151V40H150ZM212 41H213V40H212ZM52 42H50V44H51ZM55 42H58V41L55 40ZM73 42H74V41H73ZM73 42H72V43H73ZM81 42H82V41H81ZM104 42H105V41H104ZM112 42H113V41H112ZM120 42H121V40H120ZM147 42H148V41H147ZM198 42H199V41H198ZM204 42H205V40H204ZM214 42H215V41H214ZM214 42H213V43H214ZM220 42H221V41H220ZM1 43H2V42H1ZM4 43H5V42H3V44H4ZM25 43L27 44V42H25ZM29 43H30V42H28V44H29ZM38 43H39V40H38ZM41 43H42V42H41ZM61 43H62V41H61ZM61 43H60V44H61ZM64 43H65V42H64ZM64 43H63V44H64ZM75 43H76V42H75ZM84 43H85V42H84ZM102 43H103V42H102ZM102 43H101V44H102ZM122 43H123V42H122ZM126 43H127V42H126ZM189 43H190V42H189ZM257 43H258V42H257ZM263 43H264V42H263ZM23 44H24V43H23ZM55 44H56V43H55ZM55 44H54V45H55ZM60 44H59V46H60ZM67 44H68V41H67V43L64 44V45H66V47H68ZM81 44H82V43H81ZM124 44H125V43H124ZM124 44H122L123 47L126 45V44H125V45H124ZM129 44H130V43H129ZM148 44H149V43H148ZM187 44H188V43H187ZM223 44H224V43H223ZM231 44H232V43H231ZM64 45H62V47H64ZM74 45H75V44H74ZM97 45H98V44H97ZM145 45H147V44H145ZM145 45H144V46H145ZM159 45H160V44H159ZM209 45H210V44H209ZM248 45H249V44H248ZM4 46H5V45H4ZM33 46H34V45H33ZM50 46H51V45H50ZM50 46H48V47L50 48ZM55 46H56V45H55ZM55 46H53V47L51 46V47L54 48ZM84 46H85V45H84ZM100 46H102V45H100ZM109 46H110V45H109ZM129 46H130V45H129ZM149 46H150V45H149ZM149 46H148V48H149ZM154 46H155V45H154ZM175 46H176V45H175ZM203 46H204V45H203ZM256 46H257V45H256ZM24 47H25V46H24ZM28 47H29V46L27 45V48H28ZM44 47L46 48V46H44ZM70 47L73 48L72 46H70ZM80 47H81V46H80ZM86 47H87V46H86ZM89 47H91V46H89ZM198 47H199V46H198ZM257 47H258V46H257ZM260 47H261V46H260ZM1 48H2V46H0V49H1ZM76 48H77V46H76ZM107 48H108V47H107ZM128 48H129V47H128ZM183 48H184V47H183ZM189 48H190V47H189ZM196 48H197V47H196ZM210 48H211V47H210ZM216 48H217V47H216ZM225 48H226V47H225ZM229 48H230V47H229ZM29 49H30V48H29ZM31 49H32V48H31ZM31 49H30V50H31ZM54 49H55V48H54ZM58 49H59V48H58ZM63 49H64V48H63ZM65 49H67V48H65ZM74 49H75V46H74ZM78 49H79V48H78ZM82 49H83V48H82ZM99 49H100V47H99ZM110 49H111V48H110ZM110 49H109V50H110ZM124 49H125V47H124ZM126 49H127V45H126ZM134 49H135V48H134ZM140 49H141V48H140ZM150 49H151V48H150ZM192 49H193V48H192ZM192 49H191V50H192ZM214 49H215V48H214ZM2 50L4 51V49H2ZM2 50H1V52H2ZM41 50H42V49H41ZM43 50H44V49H43ZM47 50H48V49H47ZM47 50H46L45 54L48 52ZM50 50H51V48H50ZM75 50H76V49H75ZM113 50H114V49H113ZM122 50H123V49H122ZM132 50H133V48H132ZM159 50H160V49H159ZM166 50H167V49H166ZM254 50H255V49H254ZM263 50H264V49H263ZM23 51H24V50H23ZM36 51H37V50H36ZM71 51H72V50H71ZM85 51H87V49H86ZM85 51H84V52H85ZM97 51H98V50H97ZM100 51H102V49H100ZM124 51H126V50H124ZM124 51H123V53H125ZM127 51H128V49H127ZM155 51H156V50H155ZM255 51H257V50H255ZM259 51H260V50H259ZM24 52H25V51H24ZM27 52H28V51H27ZM40 52H42V51H40ZM49 52H50V51H49ZM49 52H48V55H49ZM65 52H67V51H65ZM72 52H73V51H72ZM116 52H118V51H116ZM164 52H165V51H164ZM6 53H7V52H6ZM29 53H30V52H29ZM29 53H27V54L29 55V57H35V56L33 55L34 53H33V54H32V53L29 54ZM36 53H37V52H35V54H36ZM54 53H55V52H54ZM54 53H52V55H53ZM60 53H61V50H60ZM63 53H64V52H63ZM68 53H69V51H68ZM87 53H88V51H87ZM166 53H167V52H166ZM215 53H216V52H215ZM255 53H256V52H255ZM2 54H3V52L1 53V55H2ZM27 54H26V55H27ZM37 54H38V53H37ZM70 54H71V52H70ZM73 54H74V52H73ZM73 54H72V55H73ZM81 54H82V52H81ZM103 54H104V53H103ZM105 54H106V53H105ZM115 54H116V53H115ZM119 54H120V53H119ZM132 54H133V53H132ZM164 54H165V53H164ZM225 54H226V53H225ZM227 54H228V53H227ZM4 55H5V54H4ZM20 55H21V54H20ZM43 55H44V54H43ZM56 55H57V53H56ZM56 55H55V56H56ZM65 55H66V53H65ZM65 55H64V56H65ZM77 55H78V54H77ZM109 55H111V53H110ZM148 55H150V54H148ZM162 55H163V54H162ZM197 55H198V54H197ZM257 55H258V54H257ZM259 55H261V54H259ZM24 56H25V55H24ZM46 56H47V55H46ZM49 56H50V55H49ZM49 56H47V59L51 57V56H50V57H49ZM62 56H63V54H62ZM62 56H60V57L62 58ZM64 56H63V57H64ZM67 56H69V55H67ZM73 56H74V55H73ZM78 56H80V54H79ZM118 56H119V55H118ZM165 56H166V55H165ZM199 56H200V55H199ZM0 57H2V56H0ZM15 57L17 58V56H15ZM15 57H14V58H15ZM29 57H26L27 60H28ZM43 57H44V56H42V58H43ZM81 57H83V56H81ZM163 57H164V56H163ZM183 57H184V56H183ZM185 57H186V56H185ZM197 57H198V56H197ZM259 57H260V56H259ZM54 58H55V57H54ZM67 58H68V57H67ZM69 58H70V56H69ZM71 58H72V57H71ZM107 58L109 59V57H107ZM118 58H119V57H118ZM132 58H133V57H132ZM134 58H135V57H134ZM17 59H18V61H19V65H22L21 62H23V61L26 62V60H25L24 58H22V57H19V56H18ZM31 59H32V58H29V60H31ZM43 59H45V58H43ZM47 59H46V60H47ZM55 59H57V58H55ZM62 59H65V60H66L65 57L62 58ZM62 59H61V60H62ZM74 59H75V58H74ZM74 59H73V60H74ZM110 59H111V58H110ZM151 59H152V58H151ZM1 60H2V59H1ZM13 60H14V59H13ZM38 60H41V61H42L41 57H38ZM51 60H52V59H51ZM61 60H60V61H61ZM65 60H64V61H65ZM95 60H96V59H95ZM130 60H131V59H130ZM138 60H139V59H138ZM18 61L15 60L16 63H17ZM41 61H39V62H41ZM44 61H45V60H44ZM49 61H50V59L48 60V62H49ZM56 61H57V60H56ZM66 61H67V60H66ZM69 61H70V59H69ZM80 61H81V60H80ZM99 61H100V60H99ZM99 61H98V62H99ZM110 61H112V60H110ZM159 61H160V60H159ZM159 61H158V62H159ZM168 61H169V60H168ZM6 62H7V61H5V63H6ZM12 62H13V61H12ZM27 62H28V61H27ZM33 62H34V59H32V63H33ZM36 62H37V61H36ZM36 62H35V63H36ZM39 62H38V63H39ZM74 62H75V61H74ZM91 62H92V61H91ZM91 62H90V63H91ZM115 62H116V61H115ZM121 62H122V61H121ZM135 62H136V61H135ZM161 62H162V61H161ZM204 62H205V61H204ZM1 63H2V62H1ZM45 63L47 64V62H45ZM61 63H62V64L60 65V66H61L60 69L62 68V65L64 66L63 63H66V62H63V60H62ZM72 63H73V62H72ZM116 63H118V62H116ZM129 63H130V62H129ZM6 64H7V63H6ZM13 64H14V63H13ZM24 64H25V63H24ZM24 64H23L21 67H23ZM27 64H28V63H27ZM27 64H26L24 67H27V68H28V65H27ZM46 64H45V65H46ZM48 64H49V63H48ZM81 64H82V62H81ZM84 64H85V63H84ZM111 64H112V63H111ZM114 64H115V63H113V65H114ZM157 64H158V63H157ZM7 65H9V64H7ZM14 65H15V64H14ZM19 65H17L18 67L13 66V68H15V71H16V70H21L20 67H19ZM32 65H34V64H32ZM38 65H39V64H38ZM41 65H42V64H40V66H41ZM67 65H68V64H67ZM67 65H66V66H67ZM73 65H74V64H73ZM82 65H83V64H82ZM97 65L99 66V64H97ZM108 65H109V64H108ZM119 65H120V64H119ZM124 65H127V64H124ZM136 65H137V63H136ZM170 65H171V64H170ZM4 66H6V65H4ZM4 66H3V67H4ZM9 66H10V65H9ZM9 66H8V67H9ZM36 66H37V65H36ZM56 66H57V64H56ZM88 66H89V65H88ZM102 66H103V65H102ZM150 66H151V65H150ZM42 67H43V66H42ZM48 67H49V66H48ZM64 67H65V66H64ZM71 67H72V66H71ZM96 67H97V66H96ZM132 67H133V66H132ZM152 67H153V66H152ZM180 67H181V66H180ZM4 68H5V67H4ZM11 68H12V67H11ZM27 68H26V69H27ZM30 68H31V67H30ZM40 68H41V67H40ZM57 68H58V66H57ZM66 68H67V67H66ZM79 68H80V66H79ZM101 68H102V67H101ZM104 68H105V67H104ZM133 68H134V67H133ZM186 68H187V67H186ZM260 68H261V67H260ZM32 69H33V68H32ZM53 69H54V68H53ZM53 69H51V70H53ZM68 69H70V68L68 67ZM68 69H66V71H67ZM72 69H73V68H72ZM72 69H71V70H72ZM81 69H82V68H81ZM97 69H98V68H97ZM107 69H108V68H107ZM134 69L136 70V69H138V68L135 67ZM175 69H176V68H175ZM191 69H192V68H191ZM257 69H258V68H257ZM23 70H24V69H23ZM36 70H38V69H36ZM57 70H58V69H57ZM64 70H65V68H64ZM74 70H76V68H75ZM83 70H84V69H83ZM83 70H81V71H83ZM87 70H88V69H87ZM90 70H91V68H90ZM90 70H89V71H90ZM105 70H106V69H105ZM169 70H170V69H169ZM196 70H197V69H196ZM28 71H29V70H28ZM42 71H44V70H42ZM49 71H50V70H49ZM94 71H95V69L93 70V73H94ZM108 71H109V70H108ZM108 71H107V72H108ZM112 71H113V70H112ZM118 71H120V69H119ZM171 71H172V70H171ZM171 71H170V73L173 72V71H172V72H171ZM234 71H235V70H234ZM0 72H1V73H3V72L5 73V71H4L3 68H0ZM33 72H34V71H33ZM74 72H75V71H74ZM90 72H91V71H90ZM114 72H115V70H114ZM114 72H112V73H114ZM136 72H137V71H136ZM25 73H26V72H25ZM25 73L23 72V73H21V74H18V75H17V78H19V80H20V79H23L24 77L26 78V76H24ZM34 73H35V72H34ZM44 73H45V72H44ZM50 73H52V72H50ZM70 73H71V72H70ZM72 73H73V72H72ZM78 73H80V72L78 71ZM82 73H84V71H83ZM82 73H80V75H81ZM109 73H110V72H109ZM123 73H124V72H123ZM141 73H142V72H141ZM258 73H259V69H258ZM261 73H262V72H260V74H261ZM263 73H264V72H263ZM36 74H37V73H36ZM46 74H47V73H45L44 75H46ZM52 74H53V73H52ZM55 74H56V73H55ZM67 74H68V73H67ZM106 74H107V73H106ZM130 74H132V71L130 72ZM133 74H134V72H133ZM183 74H184V73H183ZM225 74H226V73H225ZM2 75H3V74H2ZM44 75H43V76H44ZM61 75H62V74H61ZM69 75H71V74H69ZM76 75H77V74H76ZM100 75H101V74H100ZM111 75H112V74H111ZM111 75H109V76L111 77ZM122 75H123V74H122ZM134 75H135V74H134ZM172 75H173V74H172ZM178 75H180V74H178ZM261 75L263 76V74H261ZM261 75H260V76H261ZM57 76H59V75L57 74ZM63 76H65V74H64ZM82 76H83V74L81 75V77H82ZM94 76H95V75H94ZM119 76H120V75H119ZM126 76H127V75H126ZM131 76H133V75H131ZM146 76H147V75H146ZM174 76H175V75H174ZM221 76H222V75H221ZM260 76H259L260 79H258L257 82H259V83L262 84L263 82H260V81H263V80L261 79V78H263V77H260ZM48 77H50V76H48ZM54 77L56 78V75H55ZM61 77H62V76H61ZM78 77H79V76H78ZM122 77H123V76H122ZM122 77H121V78H122ZM128 77H130V76L128 75L127 78H128ZM134 77H135V76H134ZM144 77H145V76H144ZM170 77H171V76H170ZM175 77H176V76H175ZM17 78H16V79H17ZM28 78H29V77H28ZM45 78H47V77H45ZM50 78H52V77H50ZM58 78L60 79V76H59ZM62 78H64V77H62ZM111 78H112V77H111ZM111 78H110V79H111ZM116 78H117V75H116ZM121 78L119 77V80H120ZM125 78H126V77H125ZM131 78H132V77H131ZM135 78H136V77H135ZM138 78H139V77H138ZM178 78H179V77H178ZM221 78H222V77H221ZM250 78H251V77H250ZM2 79H3V78H0V95L3 94V96H4V93H6V92H9V93H10V91H8V90H9V88L13 85V83H14L15 81H13L12 79H7V80L5 79L4 82H3ZM39 79H40V78H39ZM70 79H71V78H70ZM74 79H75V76H74ZM78 79H79V78H78ZM92 79H93V78H92ZM113 79H114V74H113ZM129 79H130V78H129ZM141 79H142V78H141ZM146 79H147V78H146ZM247 79H248V78H247ZM17 80H18V79H17ZM23 80H25V79H23ZM26 80H27V79H26ZM28 80H29V79H28ZM37 80H38V79H37ZM42 80H43V79H42ZM53 80H54V78H53ZM56 80H57V79H56ZM61 80H62V79H61ZM61 80H60V81H61ZM89 80H90V79H89ZM114 80H116V79H114ZM119 80H118V81H119ZM122 80H123V79H122ZM122 80H121V81H122ZM126 80H127V79H126ZM133 80H134V79H133ZM142 80H143V79H142ZM253 80H254V79H253ZM253 80H252V81H253ZM21 81H22V80H21ZM29 81H30V80H29ZM40 81H41V80H40ZM44 81L47 82V81H48V78H47V81H46V79H45ZM50 81H51V80H50ZM62 81H63V80H62ZM94 81H95V80H94ZM103 81H104V80H103ZM116 81H117V80H116ZM156 81H157V80H156ZM161 81H162V80H161ZM175 81H176V80H175ZM180 81H181V80H180ZM223 81H224V80H223ZM19 82H20V81H19ZM26 82H27V81H26ZM32 82H33V80H32ZM32 82H31V83H32ZM56 82H57V81H56ZM87 82H88V81H87ZM114 82H115V81H113L112 83H114ZM151 82H152V81H151ZM167 82H168V81H167ZM170 82H171V81H170ZM201 82H202V81H201ZM204 82H205V80H204ZM48 83L50 84L51 82H48ZM68 83H69V81H68ZM68 83H67V84H68ZM101 83H102V82H101ZM110 83H111V82H110ZM112 83H111V84H112ZM116 83H117V82H116ZM123 83H124V82H123ZM129 83H130V82H129ZM180 83H181V82H180ZM198 83H199V82H198ZM27 84H29V82H28ZM49 84H47V85H49ZM125 84H126V83H125ZM175 84H176V82H175ZM228 84H229V83H228ZM253 84H255V83H253ZM261 84H260V85H261ZM20 85H21V87H22V84H20ZM25 85H26V84H25ZM29 85H30V84H29ZM32 85H33V83H32ZM64 85H65V84H64ZM96 85H97V84H96ZM99 85H100V84H99ZM109 85H110V84H109ZM113 85H114V84H113ZM113 85H111V86H113ZM118 85H119V83H118ZM127 85H128V83H127ZM130 85H131V84H130ZM154 85H155V84H154ZM166 85H167V84H166ZM171 85H172V84H171ZM179 85H180V84H179ZM184 85H185V84H184ZM256 85H257V84H256ZM27 86H28V85H27ZM90 86H91V85H90ZM104 86H105V85H104ZM116 86H117V84H115L114 87H116ZM128 86H129V85H128ZM137 86H139V85H137ZM46 87H47V86H46ZM53 87H54V85H53ZM57 87H58V86H57ZM63 87H64V86H63ZM80 87H81V86H80ZM130 87H131V86H130ZM153 87H154V86H153ZM206 87H207V86H206ZM225 87H226V86H225ZM18 88H19V87H18ZM44 88H45V87H44ZM44 88H42V89H44ZM74 88H75V87H74ZM112 88H113V87H112ZM112 88H111V89H112ZM124 88H125V87H124ZM124 88H123V89H124ZM148 88H150V87H148ZM161 88H162V87H161ZM169 88H170V87H169ZM182 88H183V87H182ZM14 89H15V88H14ZM24 89H25V88H24ZM42 89H41V90H42ZM51 89H53V88H51ZM56 89H58V88H56ZM61 89H62V87H61ZM85 89H86V88H85ZM108 89H109V88H108ZM116 89H117V88H116ZM180 89H181V88H180ZM183 89H184V88H183ZM227 89H228V88H227ZM10 90H13V89L11 88ZM45 90H46V88H45ZM49 90H50V89H49ZM63 90H64V89H63ZM76 90H77V89H76ZM80 90H81V88H80ZM89 90H90V88H89ZM91 90H92V89H91ZM93 90H94V89H93ZM97 90H98V89H97ZM163 90H164V89H163ZM175 90H177V89H175ZM190 90H191V89H190ZM208 90H209V89H208ZM229 90H230V89H229ZM229 90H228V91H229ZM20 91H21V90H20ZM39 91H40V90H39ZM57 91H58V90H57ZM66 91H67V90H66ZM81 91H82V92H81L82 94H80V95L82 96V99L84 100V102H85V101H88L87 104L91 103V102L88 100V99H89L88 96H84V94H85L84 92L87 93V90H85L84 92H83V90H81ZM99 91H100V90H99ZM133 91H134V90H133ZM135 91H136V90H135ZM33 92H34V91H33ZM40 92H42V91H40ZM48 92H49V91H48ZM48 92H47V93H48ZM52 92H54V90H53ZM52 92H51V93H52ZM96 92H97V91H96ZM101 92H102V91H101ZM106 92H107V91H106ZM162 92H163V91H162ZM9 93H8V94H9ZM56 93H57V92H56ZM63 93H64V92H62V95H63ZM77 93H79V92L77 91ZM89 93H90V92H89ZM93 93H94V92H93ZM132 93H133V92H132ZM137 93H139V92H137ZM141 93H142V92H141ZM183 93H184V92H183ZM183 93H182V94H183ZM217 93H218V92H217ZM18 94H19V93H18ZM53 94H54V93H53ZM60 94H61V93H60ZM60 94H59V95H60ZM72 94H73V93H72ZM159 94H160V93H159ZM162 94H164V93H162ZM12 95H13V93H12ZM15 95H16V94H15ZM27 95H28V94H27ZM37 95H38V94H37ZM43 95H44V94H43ZM51 95H52V94H51ZM65 95H67V94H65ZM68 95H69V94H68ZM85 95H88V94H85ZM95 95H96V94H95ZM102 95H103V94H102ZM114 95H115V94H114ZM130 95H131V94H130ZM168 95H169V94H168ZM183 95H184V94H183ZM192 95H194V94H192ZM211 95H212V94H211ZM221 95H222V94H221ZM259 95H261V94H259ZM24 96H25V95H24ZM29 96H31V95H29ZM33 96H34V95H33ZM41 96H42V93H41ZM63 96H64V95H63ZM63 96H62V97H63ZM126 96H127V95H126ZM136 96H137V95H136ZM138 96H139V95H138ZM138 96H137V99H138ZM142 96H143V95H142ZM170 96H171V95H170ZM190 96H191V95H190ZM209 96H210V95H209ZM13 97H14V96H13ZM13 97H12V98H13ZM53 97H54V96H53ZM57 97H58V96H57ZM59 97H60V96H59ZM99 97H100V96H99ZM134 97H135V96H134ZM134 97H133V98H134ZM151 97H152V95H151ZM157 97H158V96H157ZM175 97H176V95H175ZM202 97H203V95H202ZM210 97H211V96H210ZM261 97H262V96H261ZM8 98H9V97H8ZM8 98H7V99H8ZM47 98H49V97H47ZM65 98H66V97H65ZM92 98H95V97L93 96ZM128 98H129V96H128ZM131 98H132V97H131ZM139 98H140V97H139ZM143 98H144V97H143ZM214 98H215V97H214ZM3 99H4V98H3ZM3 99L1 98L0 100H3ZM21 99L23 100L22 96H21ZM37 99H38V98H37ZM37 99H36V101H37ZM58 99H60V98H58ZM58 99H57V100H58ZM68 99H69V98H68ZM103 99H104V98H103ZM105 99H106V98H105ZM134 99H135V98H134ZM17 100H18V99H17ZM51 100H52V99H51ZM71 100H72V99H71ZM71 100H69V101H71ZM73 100H74V99H73ZM73 100H72L71 102H73ZM95 100H96V99H95ZM97 100H99V99H97ZM132 100H133V99H132ZM135 100H136V99H135ZM135 100H134V101H135ZM166 100H167V99H166ZM191 100H192V99H191ZM262 100H263V99H262ZM4 101H5V99H4ZM4 101H2V102L4 103ZM13 101H14V100H13ZM15 101H16V100H15ZM49 101H50V100H49ZM49 101H48V102H49ZM91 101H93V100H91ZM137 101H139V99H138ZM137 101H136V102H137ZM164 101H165V100H164ZM177 101H178V100H177ZM2 102H1V103H2ZM7 102H9V101H7ZM18 102L20 103V101H18ZM18 102H17V103H18ZM25 102H27V101H25ZM32 102H33V101H32ZM39 102H40V100H39ZM50 102L52 103V101H50ZM54 102H55V101H54ZM75 102H76V101H75ZM99 102H100V100H99ZM190 102H191V101H190ZM9 103H10V102H9ZM17 103H16V104H17ZM40 103H41V102H40ZM46 103H47V102H46ZM77 103H78V102H77ZM79 103H80V102H79ZM93 103H97V102H94V101H93L92 104H91V106L93 105ZM114 103H115V101H114ZM117 103H118V102H117ZM131 103H132V102H131ZM143 103H144V102H143ZM151 103H152V102H151ZM151 103H150V104H151ZM158 103H159V102H158ZM193 103H194V102H193ZM205 103H206V102H205ZM208 103H209V102H208ZM241 103H242V102H241ZM7 104H8V103H7ZM7 104H6V105H7ZM14 104H15V103H14ZM32 104H33V103H32ZM36 104H37V102H36ZM36 104H35V105H36ZM42 104H43V103H42ZM69 104H70V108H71V107H72V104H71V103H69ZM87 104H86V105H87ZM98 104H99V103H98ZM101 104L105 106V103L102 102ZM112 104H113V103H112ZM120 104H121V103H120ZM134 104H135V103H134ZM139 104H140V103H139ZM188 104H189V103H188ZM236 104H237V102H236ZM4 105H5V103H4ZM19 105H20V104H19ZM22 105H23V104H22ZM35 105H33V107H35ZM64 105H65V104H64ZM94 105H95V104H94ZM102 105H101V106H102ZM130 105H131V104H130ZM154 105H155V104H154ZM165 105H166V104H165ZM237 105H238V104H237ZM247 105H248V104H247ZM250 105H251V104H250ZM9 106H10V105H9ZM76 106H77V105H76ZM84 106H85V105H84ZM84 106H83V107H84ZM89 106H90V105H89ZM99 106H100V105H99ZM99 106H98V107H99ZM115 106H116V104L114 105L113 108L116 110L117 107H115ZM117 106H118V105H117ZM167 106H168V105H167ZM169 106H170V104H169ZM213 106H214V105H213ZM224 106H225V105H224ZM243 106H244V105H243ZM2 107H3V106H1V108H2ZM15 107H16V106H14V108H15ZM22 107H23V106H22ZM33 107H32V108H33ZM38 107H41V105H39ZM45 107H48V106L45 105ZM51 107H52V106H51ZM63 107H64V106H62V109H63ZM68 107H69V106H68ZM79 107H80V106H79ZM79 107H78V108H79ZM93 107H94V106H93ZM96 107H97V105H96ZM108 107H109V106H108ZM110 107H111V105H110ZM118 107H119V106H118ZM178 107H179V106H178ZM230 107H231V106H230ZM230 107H228V108H230ZM249 107H250V106H249ZM4 108H5V107H4ZM10 108H11V107H10ZM23 108H24V107H23ZM56 108H57V107H56ZM87 108H88V107H87ZM106 108H107V107H105L104 109H106ZM154 108H155V107H154ZM186 108H187V107H186ZM24 109H27V107H25ZM24 109H23V110H24ZM42 109H43V108H42ZM46 109H47V108H46ZM50 109H51V108H50ZM64 109H65V108H64ZM64 109H63V110H64ZM73 109H74V107H73ZM90 109H91V108H90ZM97 109H99L100 112L103 111V113H105V112H104V109H101V108H97ZM114 109H113L112 111H115ZM118 109H119V108H118ZM118 109H117V110H118ZM170 109H171V108H170ZM247 109H248V107H247ZM2 110H3V109H2ZM4 110H5V109H4ZM13 110H14V109H13ZM17 110L20 112L21 108H19V109H17ZM28 110H29V108H28ZM37 110H38V109H37ZM37 110H36V112H37ZM74 110H75V109H74ZM76 110H77V109H76ZM78 110H80V109H78ZM88 110H89V109H88ZM92 110H93V109H92ZM109 110H110V109H109ZM121 110H122V109H121ZM168 110H169V109H168ZM188 110H189V109H188ZM209 110H210V109H209ZM11 111H12V110H10V112H11ZM41 111H42V110H41ZM43 111H44V110H43ZM65 111H67V110L65 109ZM65 111H64V112H65ZM82 111H83V110H82ZM95 111H97V110H95ZM119 111H120V109H119ZM131 111H132V109H131ZM143 111H144V110H143ZM170 111H171V110H170ZM183 111H184V110H183ZM195 111H196V110H195ZM233 111H234V110H233ZM259 111H260V110H259ZM2 112H3V111H2ZM8 112H9V108H8ZM8 112H6V114H7ZM16 112H17V111H15L14 113H16ZM19 112H18V113H19ZM21 112H22V111H21ZM32 112H33V111H32ZM36 112L34 111V113H36ZM44 112H45V111H44ZM47 112H48V111H47ZM60 112H61V110H60ZM72 112H73V111H72ZM72 112H70V113H72ZM76 112H77V111H76ZM83 112H85V109H84ZM89 112H90V111H89ZM100 112H99V113H100ZM117 112H118V111H117ZM136 112H137V111H136ZM163 112H164V111H163ZM172 112H174V111H172ZM172 112H171V113H172ZM188 112H189V111H188ZM191 112H192V111H191ZM263 112H264V111H263ZM24 113H25V112H24ZM24 113H23V114H24ZM57 113H58V112H57ZM78 113H79V111H78ZM85 113H86V112H85ZM93 113H94V112H93ZM111 113H112V112H110V115H111ZM140 113H142V112H140ZM244 113H245V111H244ZM4 114H5V112H4ZM4 114H3V115H4ZM9 114H12V113H9ZM27 114H29V111H28ZM58 114H59V113H58ZM58 114H57V115H58ZM63 114H64V113L62 112V115H63ZM75 114H76V113L74 112V115H75ZM80 114H81V113H80ZM80 114H79V116H80ZM90 114H92V113L90 112ZM116 114L118 115V113H115L114 115H116ZM120 114H121V112H120ZM120 114H119V115H120ZM128 114H129V113H128ZM151 114H152V113H151ZM163 114H164V113H163ZM235 114H236V113H235ZM247 114H248V113H247ZM262 114H263V113H262ZM0 115H1V114H0ZM15 115H17V113H16ZM15 115H14V116H15ZM19 115H21V114H19ZM19 115H18L17 117H19ZM24 115H26V114H24ZM24 115H21V116H24ZM33 115H34V114H33ZM38 115H39V114H38ZM64 115L67 116L68 114L66 113V114H64ZM74 115H73V118H74ZM92 115H96V116L98 115L97 117H99V114H97V112L94 113V114H92ZM104 115L106 116V114H103L102 116H104ZM112 115H113V113H112ZM121 115H122V114H121ZM174 115H175V114H174ZM243 115H244V114H243ZM257 115H258V114H257ZM14 116H13V117H14ZM70 116L72 117V115H70ZM102 116H101V117H102ZM126 116H127V115H126ZM129 116H130V114H129ZM134 116H135V115H134ZM10 117L12 118L11 115H10ZM10 117H7V115H6L5 120H7V118H9V120H10ZM31 117H33V116H31ZM36 117H37V116H36ZM121 117H122V116H121ZM123 117H125V116L123 115ZM137 117H138V116H137ZM165 117H166V116H165ZM182 117H183V116H182ZM244 117H245V116H244ZM2 118H3V117H2ZM2 118H1V119H2ZM15 118H16V116H15ZM15 118H13V120H14ZM47 118H48V117H47ZM69 118H70V117H69ZM77 118H78V116H77ZM99 118H100V117H99ZM103 118H104V117H103ZM141 118H142V117H141ZM16 119H17V118H16ZM20 119H22V117H20ZM40 119H41V118H40ZM112 119H113V118H112ZM112 119H111V121H112ZM121 119H124V118H121ZM155 119H156V118H155ZM158 119H159V118H158ZM202 119H203V118H202ZM5 120H4V122H5ZM24 120H25V119H24ZM24 120H22V121H24ZM73 120H74V119H73ZM78 120H79V119H78ZM80 120L82 121V119H80ZM97 120H98V119H97ZM114 120H115V119H114ZM133 120H134V118H133ZM244 120H246V119H244ZM19 121H20V120H19ZM31 121H32V120H31ZM71 121H72V119H71ZM81 121H80V123H81ZM83 121H84V120H83ZM94 121H95V120H94ZM125 121H126V120H125ZM138 121H139V120H138ZM153 121H154V120H153ZM168 121H169V120H168ZM230 121H231V120H230ZM230 121H229V122H230ZM246 121L248 122V120H246ZM1 122H3V121H1ZM11 122L13 123V121H11ZM16 122H17V120H16ZM72 122H73V121H72ZM76 122H77V121H76V117H75V123H76ZM78 122H79V121H78ZM95 122H96V121H95ZM118 122H119V121H118ZM121 122H122V121H121ZM121 122H120V123H121ZM143 122H144V121H143ZM231 122H232V121H231ZM233 122H235V120H234ZM237 122H238V121H237ZM237 122H236V124L238 125ZM5 123H6V122H5ZM21 123H22V122H21ZM24 123H26V122H24ZM80 123H79V124H80ZM83 123H84V122H83ZM101 123H102V121H101ZM105 123H106V122H105ZM105 123H104V124H105ZM123 123H124V122H122V124H123ZM167 123H168V122H167ZM170 123H171V122H170ZM239 123H240V122H239ZM3 124H4V123H3ZM7 124H9V121H8ZM10 124H11V123H10ZM10 124H9V126H10ZM18 124H19V122H18ZM31 124H32V123H31ZM68 124H69V123H68ZM71 124H72V123H71ZM77 124H78V123H77ZM77 124H76V125H77ZM88 124H89V123H88ZM91 124H92V123H91ZM94 124H96V123H94ZM115 124H116V123H115ZM117 124H118V123H117ZM117 124H116V125H117ZM122 124H121V125H122ZM126 124H127V123H126ZM147 124H148V123H147ZM154 124H155V122H154ZM156 124H157V123H156ZM185 124H186V123H185ZM185 124H184V125H185ZM189 124H190V123H189ZM0 125H1V124H0ZM19 125H20V124H19ZM82 125H83V124H82ZM82 125H81V126H82ZM100 125H102V124H100ZM111 125H112V124H111ZM113 125H114V124H113ZM128 125H129V123H128ZM134 125H135V124H134ZM139 125H140V124H139ZM157 125H158V124H157ZM163 125H164V124H163ZM166 125H167V124H166ZM237 125H236V126H237ZM240 125H241V124H240ZM4 126H5V125H4ZM9 126H7V127L9 128ZM11 126L13 127V125H11ZM23 126H24V125H22V127H23ZM26 126L28 127V129H31V128H30L31 126L29 127V124H28V125L26 124ZM67 126H68V125H67ZM72 126H73V125H72ZM95 126H96V125H95ZM102 126H103V125H102ZM122 126L125 127L126 125L124 126V124H123ZM129 126H130V125H129ZM136 126H138V125H136ZM147 126H148V125H147ZM151 126H152V125H150L149 128H151ZM153 126H155V125H153ZM167 126H168V125H167ZM204 126H205V125H204ZM236 126H234V127H235L234 131H235L236 128H237ZM14 127H15V126H14ZM20 127H21V126H19V129L21 130ZM62 127H63V126H62ZM65 127H66V126H65ZM74 127H75V125H74ZM83 127H84V126H83ZM93 127H94V125H93ZM96 127H97V126H96ZM118 127H120V126H118ZM157 127H158V126H157ZM241 127H242V126H241ZM241 127H240V128H241ZM245 127H246V126H245ZM1 128H2V126H1ZM33 128H34V127H33ZM56 128H57V127H56ZM70 128H71V126H70ZM100 128H101V127H100ZM116 128H117V127H116ZM121 128H122V127H121ZM144 128H145V127H144ZM164 128H166V127H164ZM176 128H177V127H175V129H176ZM178 128H179V127H178ZM240 128H239V130H240ZM2 129H3V128H2ZM4 129H6V127H5ZM9 129H10L11 132H12V129H11V128H9ZM14 129H16V128H14ZM19 129H18V130H19ZM23 129H24V128H23ZM23 129H22V130H23ZM72 129H73V128H72ZM77 129H80V128H77ZM89 129H90V128H89ZM92 129H93V128H92ZM111 129H112V128H111ZM124 129L126 130V127H125ZM129 129H130V127H129ZM152 129H153V128H152ZM154 129L157 130V128H154ZM231 129H232V128H231ZM246 129H247V128H246ZM246 129H245V130H246ZM6 130H7V129H6ZM34 130H35V129H34ZM52 130H54V129H52ZM52 130H50V131H52ZM64 130H65V129H64ZM64 130H63V131H64ZM80 130H82V129H80ZM95 130H97V129H95ZM101 130H102V129H101ZM125 130H123V131H125ZM127 130H128V129H127ZM134 130H136V129H134ZM162 130H163V129H162ZM0 131H1V130H0ZM28 131H32V130H28ZM46 131H47V130H46ZM60 131H61V130H60ZM67 131H69L68 128H67ZM90 131H91V130H90ZM92 131H93V130H92ZM97 131H98V130H97ZM97 131H96V132H97ZM108 131H109V130H108ZM117 131H118V130H117ZM117 131H116V133H117ZM120 131H121V130H120ZM129 131H130V130H128V132H129ZM132 131H133V130H132ZM132 131L130 132L131 134L134 133V131H133V132H132ZM170 131H171V130H170ZM236 131H238V129H237ZM242 131H243V128H242ZM2 132H3V131H1L0 134H1ZM6 132H8V131H6ZM11 132H9V133H11ZM64 132H65V131H64ZM70 132H71V131H70ZM77 132H78V131H77ZM79 132H80V131H79ZM79 132H78V133H79ZM99 132H100V131H99ZM154 132H155V131H154ZM156 132H157V131H156ZM164 132H165V131H164ZM244 132H245V131H244ZM9 133H8V135H7V134H6V135L9 136ZM13 133H14V131H13ZM20 133H23V131L20 132ZM52 133H53V132H52ZM58 133H59V130H58ZM66 133H67V132H66ZM73 133H74V132H73ZM80 133H81V132H80ZM94 133H95V132H94ZM94 133H92V134H94ZM137 133H138V131H137ZM139 133H140V132H139ZM151 133H153V132H151ZM236 133H238V132H236ZM240 133L242 134L241 131H240ZM240 133H239V134H240ZM3 134H4V136H5V133H3ZM3 134H2V135H3ZM25 134H26V132H25ZM27 134H28V133H27ZM55 134H56V133H55ZM60 134H61V132H60ZM63 134H65V133H63ZM67 134H68V133H67ZM69 134H70V133H69ZM82 134H83V132H82ZM86 134H87V133H86ZM88 134H89V133H88ZM88 134H87V135H88ZM90 134H91V132H90ZM90 134H89V135H90ZM97 134H98V133H97ZM107 134H108V133H107ZM113 134H115V131H114ZM121 134H122V133H121ZM124 134H125V133H124ZM135 134H136V133H135ZM153 134H154V133H153ZM153 134H152V136H153ZM156 134H157V133H156ZM156 134H155V135H156ZM177 134H178V133H177ZM245 134H246V133H245ZM257 134H258V133H257ZM61 135H62V134H61ZM65 135H66V134H65ZM118 135H119V134H118ZM136 135H137V134H136ZM166 135H167V134H166ZM243 135H244V134H243ZM7 136H6L5 138H7ZM12 136H14V135L11 134L10 137L12 138ZM59 136H60V135H59ZM90 136H91V135H90ZM115 136H116V135H115ZM124 136H125V135H123V136H121V137L124 138ZM158 136H160V135H158ZM175 136H176V132H175L174 137H175ZM178 136H179V135H177V137H178ZM249 136H250V134L248 135V137H249ZM255 136H256V135H255ZM40 137H41V136H40ZM46 137H47V136H46ZM55 137H56V136H55ZM63 137H64V136H63ZM63 137H62V138H63ZM65 137H66V136H65ZM68 137H69V136H68ZM88 137H89V136H88ZM93 137H94V136H93ZM93 137H92V138H93ZM101 137H102V136H101ZM110 137H111V136H110ZM116 137H117V136H116ZM119 137H120V136H119ZM138 137H140V136H137L136 138H138ZM144 137H145V136H144ZM153 137H154V136H153ZM168 137H169V136H168ZM170 137H171V136H170ZM239 137H241V135H240V136L238 135V138H239ZM2 138H3V140H2V139H1V140H2V142H3L5 139H4V137H2ZM13 138H14V137H13ZM72 138H73V135H72ZM79 138H80V137H79ZM86 138H87V137H86ZM102 138H103V137H102ZM113 138H114V137H113ZM150 138H151V137H150ZM150 138H149V139H150ZM155 138H156V136H155ZM162 138H163V136H162ZM164 138H165V137H164ZM164 138H163V139H164ZM178 138H179V137H178ZM231 138H232V137H231ZM242 138H243V137H242ZM242 138H241V139H242ZM244 138H245V137H244ZM244 138H243V139H244ZM250 138H251V137H250ZM8 139H9V138H8ZM8 139H7V140H8ZM17 139H18V138H17ZM69 139H70V137H69ZM81 139H82V138H81ZM96 139H97V135H96ZM110 139H111V138H110ZM110 139H108V141H110ZM114 139H115V138H114ZM126 139H127V138H126ZM133 139H134V138H133ZM153 139H154V138H153ZM172 139H173V136H172ZM172 139H171V140H172ZM1 140H0V142H1ZM14 140H15V139H14ZM14 140H13V141H14ZM35 140H36V139H35ZM38 140H39V138H38ZM38 140H37V141H38ZM49 140H50V138H49ZM61 140H65V139H61ZM74 140H76V138H75ZM79 140H80V139H79ZM88 140H89V139H88ZM90 140H91V139H90ZM94 140H95V139H94ZM119 140H120V139H119ZM130 140H131V139H130ZM154 140L156 141V139H154ZM157 140H158V137H157ZM160 140H162L161 137H160ZM160 140H158L159 143H160ZM164 140H165V139H164ZM232 140H233V139H232ZM8 141H9V140H8ZM8 141L5 140L6 143H7ZM10 141H11V140H10ZM43 141H44V140H43ZM52 141H53V139H52ZM67 141H68V140H67ZM76 141H77V140H76ZM116 141H117V140H116ZM116 141H115V142H116ZM121 141H122V138H121ZM143 141H144V140H143ZM148 141H150V140H148ZM158 141H157V142H158ZM175 141H176V140H175ZM248 141H249V140H248ZM20 142H21V140H20ZM20 142H19V144H20ZM49 142H50V141H49ZM58 142H59V141H58ZM70 142L72 143V142H74V141L70 139ZM101 142H102V139H101ZM103 142H104V141H103ZM103 142H102V143H103ZM117 142H118V141H117ZM150 142H151V141H150ZM150 142H148V143H150ZM152 142H153V140H152ZM178 142H179V140H178ZM188 142H189V141H188ZM232 142H233V141H232ZM234 142H235V141H234ZM15 143H16V142H15ZM52 143H53V142H52ZM64 143H66V142H64ZM75 143H76V142H75ZM81 143H82V142H81ZM84 143H85V142H84ZM84 143H83V144H84ZM93 143H94V142H93ZM95 143H97V142H95ZM124 143H126V142H124ZM128 143H131V142H128ZM138 143H139V142H138ZM166 143L168 144V141H167ZM166 143H164V145H165ZM1 144H2V143H1ZM1 144H0V145H1ZM8 144H9V143H8ZM10 144H11V143H10ZM33 144H34V143H33ZM39 144H40V142H39ZM42 144H43V143H42ZM83 144H82V145H83ZM86 144H87V143H86ZM103 144H104V143H103ZM115 144H116V143H115ZM126 144H127V143H126ZM140 144H141V143H140ZM155 144H156V143H155ZM155 144H154V146H155L154 148L158 147V146H157L158 144H157V145H155ZM249 144H250V143H249ZM5 145H6V144H5ZM16 145H17V144H16ZM34 145H35V144H34ZM45 145L48 146L47 142H46ZM51 145H52V144H50V146H51ZM74 145H75V144H74ZM79 145H80V144H79ZM96 145H97V144H96ZM105 145H106V144H105ZM123 145H124V144H123ZM142 145H143V144H142ZM145 145H146V144H145ZM159 145H161V144H159ZM178 145H179V144H178ZM180 145H181V144H180ZM7 146H8V147H7ZM18 146H19V145H18ZM35 146H36V145H35ZM53 146H54V145H52V148H53V149H56V148H54ZM59 146H60V145H59ZM84 146H85V145H84ZM84 146H83V147H84ZM102 146H103V145H102ZM131 146H133V145L131 144ZM161 146H162V145H161ZM233 146H234V145H233ZM241 146H242V144H240V148L243 150V148H242ZM260 146H261V144H260ZM0 147H1V146H0ZM15 147H16V146H15ZM20 147H22V146H20ZM33 147H34V146H33ZM37 147H38V146H37ZM73 147H74V146H73ZM75 147H76V146H75ZM95 147H96V146H95ZM97 147H98V146H97ZM100 147H101V146H100ZM125 147L127 148V146H125ZM139 147H140V146H139ZM149 147H150V145H149ZM159 147H160V146H159ZM245 147H246V146H245ZM1 148H3V145H2ZM6 148H9V145H6ZM16 148H17V147H16ZM34 148H35V147H34ZM50 148H51V147H50ZM67 148H68V147H67ZM80 148H81V147H80ZM85 148H86V147H85ZM110 148H111V147H110ZM144 148H145V152H146V151H147V150H146L147 147H144ZM144 148L142 147V149H144ZM152 148H153V146L151 147V149H152ZM246 148H247V147H246ZM258 148H259V147H258ZM3 149H4V148H3ZM3 149H0V150H3ZM10 149H13V148H10ZM19 149H20V148H19ZM31 149H33V148H31ZM35 149H36V148H35ZM58 149H59V148H58ZM60 149H62V148L60 147ZM93 149H94V148H93ZM93 149H91V150H89V151H91V153H92V150H93ZM96 149H97V148H96ZM103 149H105V148H103ZM119 149H120V148H119ZM119 149H118V150H119ZM121 149H122V148H121ZM129 149H131V148L129 147ZM129 149H128L127 152L130 151ZM134 149H135V147H134ZM148 149H149V148H148ZM151 149H150V150H151ZM160 149H161V147H160ZM241 149H240V150H241ZM248 149H249V147H248ZM65 150H66V147H65ZM84 150H85V149H84ZM107 150H108V149H107ZM110 150H111V149H110ZM123 150H124V149H123ZM123 150H122V151H123ZM125 150H126V149H125ZM137 150H138V149H136L135 151H137ZM154 150H155V149H154ZM156 150L159 151V149H156ZM156 150L154 151L153 154H155V153L157 152ZM161 150H162V149H161ZM179 150H180V149H179ZM238 150H239V148H238ZM245 150H246V149H245ZM5 151H6L7 153H6V152H3V153H2V152L0 151V160H3L2 158H5L4 161L0 162V168H1V167L4 168V170H6V171L8 172V174H10V175L12 176L13 182H12V184H11V183H10V182H11L10 180H12V179H10V180H9L10 182L8 181V182H9V183H8V182H7L8 178H7V180L5 179L6 181L4 180V181H5V184H6V182H7V184H6L4 187H6V190L8 191V193L5 192V191H4V192L7 193V194H9V197H8V199H6V200L4 199V198L6 197V196H5L6 194L4 195V196H5V197L3 198L4 200L2 199V197H0V199L3 200V201H0V217H1V216L3 217V218H1V219H3V220L0 221V223H2V225H3L2 227H3V228H4V227L6 228V229H4V230H7V231H8V233H6L5 231L2 232L1 229H0V263H1V264H8L9 261H10V259H11V256H10V255H11V252H12V251H10L9 246H12V244L9 245L8 242L11 243V241H10V239H11V237H12L11 235H13L14 233H16V231L13 232V233H11V231L13 230V226H14V224H15V221H17V218H16L17 216H15L16 220H15L14 217H13V215H15V212L13 211V208H15V207L18 206V204H16V198H15V196H14L15 194H14L13 192H15V193L17 194V193H18V192H16L17 189L19 190V188H21V189L23 190V187H18V184H17V185L15 184L16 179H17V178L15 179V177H16V171H17V168H19L18 165H20V164H23V165H24V164L28 161L27 158H25L26 156L24 157V156L21 155V157H19L20 155H19V156H16L15 154H13V153L11 152L12 150H11L10 152H8L7 150H5ZM40 151H42V150H40ZM44 151H45V150H44ZM44 151H43V152H44ZM47 151H48V147H47ZM55 151H57V150H55ZM73 151H74V150H73ZM99 151H100V150H99ZM101 151H102V149H101ZM114 151H115V150H114ZM114 151H113V152H114ZM135 151L133 150V152H135ZM140 151H141V153H140V155H141L143 151H142L141 149H140ZM140 151H139V152H140ZM151 151H152V150H151ZM248 151H249V150H248ZM14 152H16V151L14 150ZM18 152H19V151H18ZM27 152H28V151H27ZM37 152H38V151H37ZM51 152H52V151H51ZM57 152H58V151H57ZM75 152H76V151H75ZM78 152H79V151H78ZM81 152H82V151H81ZM109 152H110V151H109ZM125 152H126V151H125ZM160 152H162V151H160ZM165 152H166V151H165ZM204 152H205V151H204ZM236 152H238V151H236ZM32 153H33V152H32ZM35 153H36V152H35ZM40 153L42 154V152H40ZM40 153H39V154H40ZM103 153H104V152H103ZM131 153H132V152H131ZM131 153H129V154H131ZM137 153H138V152H137ZM183 153H184V152H183ZM19 154H20V152H19ZM44 154H45V152H44ZM50 154H51V153H50ZM53 154H54V153H53ZM65 154H66V153H65ZM73 154H74V153H73ZM86 154H87V153H86ZM86 154H85V155H86ZM94 154H97V153L94 152ZM107 154H108V153H107ZM109 154H110V153H109ZM113 154H114V153H113ZM124 154H125V153H124ZM129 154H127V155H129ZM132 154H133V153H132ZM145 154H146V153H145ZM163 154H164V153H163ZM169 154H170V153H169ZM179 154H180V153H179ZM181 154H182V153H181ZM239 154H240V151H239ZM239 154H238V155H239ZM56 155H57V154H56ZM60 155H61V154H60ZM60 155H59V156H60ZM70 155H71V154H70ZM75 155H76V153H75ZM91 155H92V154H91ZM116 155H117V154H116ZM133 155H135V154H133ZM133 155H131V156H133ZM138 155H139V154H137V156H138ZM157 155H158V154L156 153L155 156H157ZM161 155H162V153L159 155V157H160ZM235 155H236V154H235ZM32 156H33V155H32ZM32 156H31V157H32ZM35 156H36V155H35ZM42 156H43V154H42ZM46 156H47V155H46ZM59 156H58V157H59ZM71 156H72V155H71ZM77 156H78V155H77ZM96 156H98V155H96ZM96 156H94V157H96ZM103 156H104V154H103ZM107 156H108V155H107ZM117 156H118V155H117ZM119 156H121V154H120ZM123 156H124V155H122L120 158H122ZM125 156H126V155H125ZM125 156H124V157H125ZM153 156H154V155H153ZM155 156L152 157V158H155ZM163 156H164V158H165V154H164ZM167 156H169V155L167 154ZM172 156H173V155H172ZM174 156H175V155H174ZM178 156H180V155H178ZM178 156H176V159L181 158V157L177 158ZM16 157H17V158H16ZM52 157H53V156H52ZM65 157H66V155H65ZM68 157H69V155H68ZM72 157H73V156H72ZM89 157H90V155H89ZM94 157H93V155H92V160H93ZM104 157H105V156H104ZM109 157H110V156H109ZM109 157H108L107 159L110 160V158H112V156H111L110 158H109ZM127 157H128V156H127ZM135 157H136V155H135ZM157 157H158V156H157ZM159 157H158V158H159ZM33 158H34V157H33ZM47 158H48V156H47ZM47 158H46V160H47ZM87 158H88V157H87ZM96 158H97V157H96ZM96 158H95V159H96ZM102 158H103V157H102ZM132 158H133V157H132ZM141 158H142V157H141ZM169 158H170V157H169ZM171 158H172V157H171ZM171 158H170V159H171ZM173 158H174V157H173ZM188 158H189V157H188ZM28 159L30 160V158H28ZM35 159H36V158H35ZM53 159H54V158H53ZM60 159H61V158H60ZM75 159H76V158H75ZM75 159H74V160H75ZM95 159H94V162H95ZM99 159H100V158H99ZM123 159H124V158H123ZM123 159H120V160L122 161ZM133 159H134V158H133ZM139 159H140V156H139ZM148 159H149V158H148ZM155 159H156V158H155ZM165 159H166V158H165ZM167 159H168V158H167ZM176 159H175V160H176ZM40 160H41V159H40ZM40 160H38V162H39ZM87 160H88V159H87ZM90 160H91V159H90ZM92 160H91V161H92ZM96 160H97V159H96ZM113 160H114V159H113ZM116 160H117V159H116ZM125 160H126V158H125ZM127 160H128V159H127ZM159 160L162 161L163 163H165L166 165H167V163H169V162L166 163V161L163 160V157H162V160H161V158H159ZM172 160H174V159H172ZM172 160H170V161H172ZM175 160H174V162H175ZM30 161H31V160H30ZM32 161H33V160H32ZM67 161H68V159H67ZM67 161H66V162H67ZM71 161H72V159H71ZM71 161H69V162H71ZM98 161H99V160H98ZM111 161H112V160H111ZM118 161H119V160H118ZM123 161H124V160H123ZM146 161H147V160H145V163H146ZM164 161H165V162H164ZM34 162H35V160H34ZM57 162H58V161H57ZM77 162H78V161H77ZM86 162H87V161H86ZM96 162H97V161H96ZM96 162H95V163H96ZM101 162L104 163V161H101ZM105 162H106V161H105ZM119 162H120V161H119ZM141 162H142V161H141ZM236 162H237V161H236ZM39 163H40V162H39ZM84 163H85V162H84ZM97 163H98V162H97ZM124 163H125V161L123 162V164H124ZM160 163H161V162H160ZM205 163H206V162H205ZM238 163H239V162H238ZM240 163H241V162H240ZM1 164H2V165H1ZM29 164H31V162H29ZM32 164H33V163H32ZM35 164H38V163L36 162ZM41 164H42V163H41ZM41 164H40V165H41ZM48 164H49V163H48ZM64 164H65V163H64ZM68 164H69V163H68ZM73 164H75V162H74ZM82 164H83V163H82ZM92 164H93V163H92ZM111 164H112V162H111ZM116 164H117V163H115V164H113V165H116ZM140 164H141V163H140ZM161 164H162V163H161ZM161 164H160V165H161ZM174 164H176V163H172V164H170V166H171V165L174 166ZM230 164H231V163H230ZM26 165H28V164H25V166H26ZM40 165H37V168H39L38 166H40ZM42 165H43V164H42ZM60 165H61V164H60ZM62 165H63V164H62ZM77 165H78V164H77ZM95 165H97V164H95ZM102 165H103V164H102ZM102 165H101V168H102ZM106 165H107V164H106ZM119 165L122 166V162H121V164H119ZM119 165H118V167H119ZM125 165H126V164H125ZM241 165H242V164H241ZM17 166H18V167H17ZM21 166H22V165H21ZM21 166H20V167H21ZM63 166H64L63 168H65V165H63ZM164 166H165V165H164ZM167 166H168V165H167ZM200 166H201V165H200ZM230 166H231V165H230ZM238 166H239V165H238ZM245 166H246V165H245ZM29 167H30L31 170H32V167H31V166H29ZM42 167L44 168L45 165L42 166ZM61 167H62V166H61ZM66 167H67V166H66ZM77 167L79 168V166H76V168H74V165L72 166V168L74 169V171L77 170ZM82 167H83V169H84V164L82 165ZM97 167H98V166H97ZM118 167H117V168H118ZM152 167H153V166H152ZM211 167H212V166H211ZM228 167H229V166H228ZM2 168H1V169H2ZM21 168H23V167H21ZM30 168H28V169L30 170ZM35 168H36V167H35ZM43 168H42V170H43ZM59 168H60V167H59ZM90 168H91V167H90ZM94 168H95V167H94ZM120 168H121V167H120ZM175 168H176V167H175ZM175 168H174V169L172 168L173 170L170 169V168H169V169L172 170V172H173V171L175 170ZM177 168H178V167H177ZM190 168H191V167H190ZM190 168H189V169H190ZM194 168H195V167H194ZM80 169H82V168H80ZM83 169H82V170H83ZM95 169H97V168H95ZM102 169H103V168H102ZM102 169H101V170H102ZM108 169H109V168H108ZM111 169H112V168H111ZM118 169H119V168H118ZM118 169H117V170H118ZM142 169H143V168H142ZM148 169H149V167H148ZM150 169H151V168H150ZM229 169H230V167L228 168V171H229ZM231 169H233V167H231ZM235 169H237V167H235ZM4 170L2 169V171H4ZM35 170H36V169H35ZM62 170H63V169H62ZM82 170H80V171H82ZM85 170H86V167H85ZM85 170H84V172H83V177H84V173L86 172ZM88 170H89V169H88ZM91 170H92V168H91ZM154 170H156V169H154ZM160 170H161V169H160ZM170 170H169V172H171ZM192 170H193V169H192ZM6 171H5V172H6ZM21 171H22V169H21ZM21 171H20V172H21ZM25 171H26V170H25ZM27 171H28V170H27ZM38 171H40V170H38ZM66 171H67V170H66ZM74 171H73V172H74ZM98 171H99V169H98ZM98 171L96 172V174L98 173ZM114 171H115V169H114ZM118 171H119V170H118ZM162 171H163V170H162ZM162 171H161V172H162ZM164 171H165V170H164ZM166 171H167V170H166ZM196 171H197V170H196ZM208 171H209V168H208ZM208 171H207V172H208ZM213 171H214V170H213ZM232 171H234V170H232ZM239 171H240V168H239V170H238V172H237V173L240 175ZM7 172H6V175H8ZM22 172H24V171H22ZM32 172H33V170H32ZM47 172H49V170H48ZM51 172H52V171H51ZM55 172H56V171H55ZM77 172H78V171H77ZM94 172H95V171H94ZM94 172H92V173H94ZM100 172H101V171H100ZM102 172L105 173L106 171H105V172L102 171ZM120 172H121V170H120ZM134 172H135V171H134ZM167 172H168V171H167ZM176 172H178V170H177ZM181 172H182V171H181ZM209 172H210V171H209ZM209 172H208L207 174H209ZM240 172H241V171H240ZM0 173H1V172H0ZM43 173H44V176L46 177L47 174L45 175V171H43ZM49 173H50V172H49ZM49 173H48V174H49ZM53 173H54V172H53ZM56 173H57V172H56ZM59 173H60V172H59ZM59 173H57V174H59ZM88 173H90V172H88ZM88 173H87V174H88ZM92 173H91V175H92L91 177H93V174H92ZM132 173H133V172H132ZM153 173H154V171L152 172V174H153ZM178 173H179V172H178ZM203 173H204V172H203ZM234 173H236V172H234ZM22 174H23V173H22ZM22 174H20V176H22ZM27 174H29V172H27ZM36 174H37V173H36ZM38 174H40V173H38ZM64 174H65V172H64ZM85 174H86V173H85ZM94 174H95V173H94ZM101 174H102V173H101ZM108 174H109V173H108ZM134 174H135V173H134ZM139 174H140V173H139ZM150 174H151V173H150ZM172 174H174V173H172ZM176 174H177V173H176ZM179 174H180V173H179ZM228 174H229V173H228ZM232 174H233V173H232ZM238 174H237V175H238ZM242 174H243V173H241V176H242ZM245 174L247 175V178H248V177H249L248 174H247V173H245ZM245 174H243V175L245 176ZM261 174H263V173H261ZM0 175H1V174H0ZM2 175H3V174H2ZM71 175H74V174H71ZM76 175H77V173H76ZM97 175H99V174H97ZM97 175H95V176H97ZM105 175H106V174H104V176H102L103 179H104V177H106ZM129 175H132V174H129ZM142 175H144V174H142ZM209 175H210V174H209ZM11 176H10V177H11ZM20 176H19V177H20ZM27 176H28V175H27ZM48 176H50V175H48ZM69 176H70V175H69ZM78 176H79V175H78ZM109 176H110V175H109ZM190 176H191V175H190ZM193 176H194V175H193ZM210 176H211V175H210ZM250 176H251V175H250ZM261 176H262V175H261ZM0 177H2V179H3L4 176H0ZM10 177H9V178H10ZM23 177H24V176H23ZM32 177H33V176H32ZM32 177H31V179H32ZM35 177H37V176H35ZM130 177H131V176H130ZM151 177H152V176H151ZM208 177H209V176H208ZM236 177H238V176H236ZM239 177H240V176H239ZM242 177H243V176H242ZM242 177H241V178H242ZM263 177H264V176H263ZM25 178H26V177H25ZM28 178H29V177H28ZM47 178H48V177H47ZM56 178H57V177H56ZM71 178H72V177H71ZM76 178H77V177H76ZM76 178H75V179H76ZM84 178H86V176H85ZM99 178H100V177H99ZM99 178H98V179H99ZM126 178H127V177H126ZM140 178H141V177H140ZM179 178H180V177H179ZM244 178H246V177H244ZM244 178H242V179H244ZM251 178H252V177H249V179H251ZM20 179H23V178L21 177ZM31 179H29V180H31ZM45 179H46V178H45ZM49 179H50V178H49ZM77 179H79V178H77ZM77 179H76V180H77ZM86 179H89V178H86ZM93 179H95V178H93ZM96 179H97V178H96ZM155 179H156V178H155ZM161 179H162V178H161ZM188 179H189V178H188ZM201 179H202V178H201ZM26 180H27V179H26ZM26 180H25V181H26ZM34 180H36V179L34 178ZM55 180H56V179H55ZM67 180H68V179H67ZM69 180H71V179H69ZM72 180H74V179H72ZM90 180H92V179H90ZM105 180H106V179H105ZM131 180H132V179H131ZM135 180H136V179H135ZM137 180H138V179H137ZM145 180H146V179H145ZM157 180H158V179H157ZM210 180H211V179H210ZM0 181H2V180H0ZM23 181H24V180H23ZM41 181H43V180L40 179V183L43 184ZM48 181H49V180H48ZM52 181H53V180H52ZM74 181H75V180H74ZM74 181H72V183H74ZM87 181H88V180H87ZM92 181H93V180H92ZM138 181H139V180H138ZM164 181H165V179H164ZM167 181H168V180H167ZM172 181H174V180H172ZM196 181H197V180H196ZM214 181H216V180H214ZM249 181H250V180H249ZM2 182H3V181H2ZM26 182H27V181H26ZM33 182H34V181H33ZM53 182H54V181H53ZM58 182H59V181H58ZM64 182H65V181H64ZM66 182H67V181H66ZM69 182H70V181H69ZM69 182H67V183L69 184ZM80 182H81V181H79V183H80ZM106 182H107V180H106ZM106 182H104V184H103L104 186L106 185V184H105ZM130 182H131V181H130ZM145 182H146V181H145ZM161 182H162V180H161ZM170 182H171V181H170ZM183 182H184V181H183ZM188 182H190V181L187 180V183H188ZM206 182H208V181H206ZM240 182L242 183V181H240ZM243 182H244V181H243ZM18 183H19V182H18ZM20 183H21V180H20ZM31 183H32V181H31ZM34 183H35V182H34ZM45 183H46V182H45ZM49 183H50V182H49ZM61 183H63V182H61ZM77 183H78V182H77ZM99 183H101L100 186L102 187V181H100V179H99ZM99 183H98V184H99ZM168 183H169V182H168ZM175 183H176V182H175ZM235 183H236V182H234V184H235ZM247 183H248V182H247ZM37 184H39V182H38ZM41 184H40V187H41ZM47 184H48V182H47ZM47 184H46V185H47ZM57 184H58V183H57ZM57 184H56V186H55V189H56V188L58 189ZM64 184H65V183H64ZM64 184H62V185H64ZM98 184H97V182H96V185H95V186H97ZM107 184H108V183H107ZM121 184H122V183H121ZM131 184H132V183H131ZM137 184H138V183H137ZM185 184H186V183H185ZM195 184H196V183H195ZM206 184H207V183H206ZM210 184H211V183H209V185H210ZM242 184H243V183H242ZM22 185H23V184H20V186H22ZM28 185H29V182H28ZM48 185H49V184H48ZM66 185H67V184H66ZM80 185H81V183H80ZM109 185H110V184H109ZM127 185H128V184H127ZM145 185H146V184H145ZM145 185H144V187H145ZM147 185H148V184H147ZM151 185H152V184H151ZM236 185H238V184H236ZM239 185H240V184H239ZM26 186H27V185H26ZM29 186L31 187V185H29ZM29 186H27V187H29ZM32 186H33V184H32ZM37 186H39V185H37ZM37 186H36V187H37ZM49 186L51 187L52 185L50 184ZM49 186H48V189L50 188ZM59 186H60V185H59ZM68 186L70 187V185H68ZM68 186H67V187H68ZM85 186H86V187H84V186L81 185V187H84V191H83L84 193H85V190H86L85 188H87V184H85ZM106 186H107V185H106ZM120 186H121V185H120ZM120 186H119V187H120ZM130 186H131V185H130ZM185 186H186V185H185ZM194 186H195V185H194ZM43 187H45V186H43ZM61 187L63 188V190H64V188H66V187H63V186H61ZM72 187H73V188H72ZM77 187H79V185H77ZM77 187H76V188H77ZM90 187H91V186H89V189H90ZM101 187H100V188H101ZM107 187H108V186H107ZM117 187H118V186H117ZM117 187H116V189L118 190L119 187H118V188H117ZM122 187H123V186H122ZM128 187H129V186H128ZM136 187H137V186H136ZM140 187H141V186H140ZM169 187H170V186H169ZM169 187H168V188H169ZM244 187H245V186H244ZM249 187H250V185H249ZM255 187H256V186H255ZM1 188H2V185H1ZM24 188H25V184H24ZM37 188H39V187H37ZM70 188H71L72 191H73L74 186L72 185ZM79 188H80V187H79ZM95 188H96V187H95ZM123 188H125V187H123ZM123 188L121 189V191L123 190ZM147 188H150V187H147ZM170 188H171V187H170ZM184 188H186V187H184ZM262 188H263V187H262ZM3 189H4V188H3ZM3 189H2V190H3ZM30 189H31V188H30ZM40 189H41V188H40ZM44 189H45V188H44ZM77 189H78V188H77ZM77 189H75V190H76V191L80 190V189H78V190H77ZM81 189H82V188H81ZM89 189H88L87 191H89ZM96 189H98V187H97ZM102 189H104V188H102ZM125 189H126V188H125ZM125 189H124V190H125ZM132 189H133V185H132ZM135 189H136V188H135ZM152 189H154V187H152ZM190 189H191V188H190ZM190 189H189V190H190ZM193 189H194V187H193ZM195 189H196V188H195ZM211 189H212V187H211ZM211 189H210V190H211ZM248 189H249V188H248ZM251 189H254V187L251 188ZM251 189H250V190H251ZM26 190H27V189H26ZM34 190H36V189L34 188ZM41 190H42V189H41ZM41 190H40V191H41ZM50 190L53 191V187H52V189H50ZM60 190H61V189H59V191H60ZM63 190L60 191V194L57 195V196L60 197L61 194L63 193ZM93 190L95 191L94 188H93ZM112 190H114V189H112ZM117 190H115V191H117ZM124 190H123V191H124ZM133 190H134V189H133ZM140 190H142V189H140ZM180 190H181V189H180ZM187 190H188V189L186 188V191H187ZM198 190H199V189H198ZM250 190H248V191H250ZM20 191H21V190H20ZM20 191H19V194H20ZM36 191H39V190H36ZM44 191H45V190H44ZM55 191H57V193L59 192L58 190H55ZM151 191H153V190H151ZM166 191H167V190H166ZM177 191H179V190H177ZM181 191H182V190H181ZM252 191H253V190H252ZM255 191H257V190L255 189ZM255 191H253V192H255ZM262 191H263V190H262ZM47 192H48V191H46V193H47ZM61 192H62V193H61ZM64 192H65V191H64ZM66 192H67V191H66ZM66 192H65V193H66ZM80 192H82V191L80 190V191L78 192V194H79ZM91 192H92V191H91ZM95 192H96V191H95ZM98 192H99V189H98ZM128 192H129V191H128ZM145 192H146V191H145ZM149 192H150V191H149ZM159 192H163V191H162V190H161V191L159 190ZM175 192H176V191H175ZM175 192L173 193L174 195H175ZM193 192H194V191H193ZM12 193H13V194H12ZM23 193L25 194L24 191H23ZM30 193H32V192H30ZM37 193H39V192H37ZM41 193H43V192H41ZM52 193H54L55 195L57 194V193H55L54 191H53ZM69 193H71V191H70ZM115 193H116V192H115ZM115 193H114V194H115ZM121 193H122V192H121ZM143 193H144V192H143ZM176 193H178V192H176ZM184 193H185V192H184ZM197 193H198V192H197ZM21 194H22V193H21ZM21 194H20V195H21ZM34 194H35V193H34ZM49 194H51V191H50ZM49 194H48V195H49ZM54 194H52V195H54ZM63 194H64V193H63ZM63 194H62V195H63ZM67 194H68V193H67ZM67 194H65L66 197L68 196ZM75 194H76V193H75ZM78 194H76V196H77ZM80 194H82V193H80ZM80 194H79L78 196H80ZM85 194H86V193H85ZM85 194H84V195H85ZM90 194H92V193H90ZM95 194H96V193H95ZM95 194H94V195H95ZM123 194L126 195V192H125V193L123 192ZM149 194H150V193H149ZM163 194H164V193H163ZM168 194H169V193H168ZM192 194H194V193H192ZM200 194H201V193H200ZM250 194H251V191H250ZM253 194H254V193H253ZM262 194H264V193H262ZM28 195H29V194H28ZM35 195H36V194H35ZM41 195H42V194H41ZM41 195L38 194V196H41ZM65 195H64V197H65ZM72 195H73V194H72ZM72 195H71L70 197H72ZM106 195H107V194H106ZM117 195H118V194H117ZM150 195H151V194H150ZM160 195H161V194H160ZM170 195H171V193H170ZM170 195H169V196H170ZM174 195H173V196H174ZM184 195H185V194H184ZM184 195H183V196H184ZM189 195H190V194H189ZM208 195H209V194H208ZM1 196H2V195H1ZM16 196H17V195H16ZM24 196H25V195H24ZM24 196L21 195V197L25 198ZM32 196H34V195H32ZM38 196H37V198H38ZM42 196H43V195H42ZM49 196H51V195H49ZM76 196H75V197H76ZM114 196H115V195H114ZM122 196L124 197V195H122ZM161 196H164V195H161ZM169 196H168V197H169ZM192 196H193V195H192ZM195 196H198V195L195 194ZM200 196H201V195H200ZM205 196H206V195H205ZM252 196H253V195H252ZM29 197H30V195H29ZM52 197H53V196H52ZM59 197H58V198H59ZM61 197H62V196H61ZM90 197L93 198L94 196H93V197L90 196ZM90 197H89V198H90ZM157 197H158V196H157ZM174 197H175V196H174ZM176 197L179 198V197H178V194H177ZM176 197H175V198H176ZM193 197H194V196H193ZM18 198H20V197L18 196ZM27 198H28V197H27ZM35 198H36V196H35ZM37 198H36V199H37ZM39 198H40V197H39ZM45 198H46V195H45ZM62 198H63V197H62ZM68 198H69V197H68ZM85 198H87V197H85ZM89 198H88L87 200L91 201L92 199H89ZM115 198H116V197H115ZM129 198H130V197H128L127 200L130 201ZM143 198H144V197H143ZM165 198H167V197L165 196ZM191 198H192V197H191ZM198 198H199V197H198ZM248 198H249V197H248ZM250 198H251V197H250ZM252 198H253V197H252ZM21 199H22V198H21ZM28 199H29V198H28ZM40 199H41V198H40ZM46 199H47V198H46ZM48 199H49V198H48ZM52 199H53V198H52ZM56 199H57V197H56ZM56 199H55V200H56ZM64 199H65V198H64ZM66 199H67V198H66ZM66 199H65V202H67ZM70 199H71V201H72V198H70ZM79 199H80V198H79ZM94 199H95V198H94ZM109 199H110V198H109ZM112 199H113V197H112ZM151 199H152V198H151ZM170 199H172V196H171ZM179 199H182V198H179ZM179 199H178V200H179ZM185 199H186V198H185ZM253 199H254V198H253ZM253 199H252V200H253ZM255 199H256V198H255ZM260 199H261V198H260ZM17 200H18V199H17ZM37 200H39V199H37ZM37 200H36V201H37ZM62 200H63V199H62ZM75 200H76V201H75ZM75 200H74V201L77 202L78 199H75ZM80 200H81V199H80ZM82 200H83V199H82ZM95 200L97 201V199H95ZM110 200H111V199H110ZM127 200H126V201H127ZM133 200H134V199H133ZM146 200H147V199H146ZM189 200H191V199H189ZM261 200H262V202H264V201H263V198H262ZM261 200H260V201H261ZM36 201H35V202H36ZM43 201H44V204H45V203H46L45 201H47V200L43 199ZM43 201H41V203H43ZM49 201H50V199H49ZM60 201H61V198H60ZM93 201H94V200H93ZM111 201H113V200H111ZM111 201H110V203H112ZM155 201H156V200H155ZM184 201H185V200H183L182 203H185V204H186L187 199H186L185 202H184ZM260 201H259V202H260ZM50 202H51V201H50ZM54 202H55V201H54ZM58 202H59V199H58V201L56 202V203H57L56 205H58ZM61 202H62V201H61ZM106 202H108V200H107ZM114 202H115V201H114ZM114 202H113V203H114ZM117 202H118V201H117ZM134 202H135V201H134ZM143 202H144V200H143ZM167 202L169 203V201H167ZM188 202H189V201H188ZM19 203H21V202H19ZM22 203H23V202H22ZM37 203H38V202H37ZM47 203L50 204L49 202H47ZM52 203H53V202H52ZM63 203H64V202H63ZM63 203H62V204H59V206H58L59 208H57L58 211H60V210H59V209H60V205H63V209H64L65 206H64ZM71 203H72V202H71ZM95 203L97 204L98 201L95 202ZM110 203H109V204H110ZM113 203H112V204H113ZM122 203H123V202H122ZM168 203H167V204H168ZM189 203H190V202H189ZM251 203H252V202H251ZM260 203H261V202H260ZM15 204H16L17 206H15ZM39 204H40V203H39ZM44 204H43V205H44ZM48 204H47V205L45 204V205L48 206ZM54 204H55V203H54ZM54 204H51L50 206L53 207V206H55ZM74 204L77 205L76 203H74ZM87 204H89L88 201H87ZM91 204H92V203H91ZM109 204H108V205H109ZM116 204H117V203H116ZM135 204H136V203H135ZM147 204H148V203H147ZM147 204H146V205H147ZM155 204H156V203H155ZM170 204H171V202H170ZM173 204H174V203H173ZM190 204H191V203H190ZM190 204H189V205H190ZM36 205H37V204H36ZM41 205H42V204H41ZM45 205H44V206H45ZM68 205H69V201H68ZM68 205H66V207H67ZM80 205H81V204H80ZM84 205H85V203H84ZM93 205H94V204H93ZM106 205H107V204H106ZM106 205H105V206H106ZM114 205H115V204H114ZM117 205H118V204H117ZM128 205H129V204H128ZM261 205H262V203H261ZM14 206H15V207H14ZM20 206H21V205H20ZM23 206H26V205H22L21 207H23ZM46 206H45V207H46ZM71 206H73V204H72ZM77 206H78V205H77ZM77 206H74L73 208L75 209ZM89 206H90V204H89ZM89 206H88V207H89ZM95 206H96V205H95ZM95 206H94V207H95ZM97 206H98V205H97ZM118 206H119V205H118ZM118 206H116V207H118ZM130 206H131V205H130ZM142 206H143V205H142ZM180 206H181V205H180ZM187 206H188V205H187ZM196 206H197V205H196ZM256 206H258V207L261 208V206H259V203H258V205H256ZM18 207H19V206H18ZM38 207H39L38 209H40V210L42 209L41 206H38ZM86 207H87V206H86ZM88 207H87V208H88ZM90 207H92V205H91ZM94 207L92 208V210H94ZM116 207H115V208H116ZM167 207H168V206H167ZM190 207H191V206H190ZM253 207H254V205H253ZM26 208H27V207H26ZM68 208H69V207H67V210H68ZM96 208H97V207H96ZM109 208H111V204H110V207H109ZM109 208H108V209H109ZM113 208H114V207H113ZM118 208H120V207H118ZM174 208H175V207H174ZM176 208H177V207H176ZM198 208H199V207H198ZM250 208H252V207H250ZM260 208L257 209V210H260L259 212L261 213V210L264 209V206H262L263 209H260ZM24 209H25V207H24ZM29 209L31 210V208H29ZM33 209H34V207H33ZM44 209H45V208H44ZM44 209H43V210H44ZM48 209H49V213H51V210H52V209L50 210V207H49ZM70 209H71V208H70ZM76 209H77V208H76ZM76 209H75V210H76ZM83 209H84V206H83ZM90 209H91V208H90ZM111 209H112V208H111ZM147 209H148V208H147ZM191 209H192V208H191ZM255 209H256V208H255ZM15 210H16V209H15ZM27 210H28V209H26V211H23V212H25V214H26ZM53 210H54V209H53ZM57 210L55 211V213L57 212ZM61 210H62V209H61ZM75 210H74V211H75ZM77 210H78V209H77ZM77 210H76V213H77ZM92 210H91V211H92ZM113 210L116 211V209H113ZM113 210H112V211H109V210H108V211L113 213ZM123 210H124V209H123ZM176 210H177V209H176ZM188 210H189V209H188ZM248 210H249V209H248ZM257 210H256V211H257ZM21 211H22V210H21ZM28 211H29V210H28ZM36 211H37V210H34V211H33V213L35 212L36 217L34 216V217H35L34 219H33V217L30 218V219H33V220H34L33 223H35V221H36L35 219H37V215L39 216V214H40V213H39V210L37 211L39 214H37ZM41 211H42V210H41ZM46 211H48V210H46ZM62 211H63V210H62ZM71 211H73V209H72ZM80 211L82 212V210H80ZM94 211H95V210H94ZM94 211H93V212H94ZM108 211H107V212H108ZM120 211H122V210H120ZM120 211L117 210L116 213H117V212L120 213ZM133 211L136 212L135 210H133ZM141 211H142V209H141ZM189 211H190V210H189ZM250 211H251V210H250ZM263 211H264V210H263ZM263 211H262V212H263ZM12 212H14V214H12ZM23 212H21V215H23V214H22ZM30 212H31V211H30ZM78 212H79V211H78ZM109 212H108V213H109ZM142 212H143V211H142ZM180 212H181V211H180ZM259 212H257V213H259ZM27 213H28V212H27ZM31 213H32V212H31ZM31 213H30V214H31ZM42 213H43V212H42ZM49 213H48V215H49ZM58 213H61L60 216H61V220H62V216H63V214H65L66 212H64L63 214H62V212H58ZM74 213H75V212H74ZM102 213H106V212L103 211ZM102 213H101V214H102ZM122 213H123V211L120 213V215H121ZM260 213H259V215H260ZM263 213H264V212H263ZM263 213H261V214H262L263 217H264V214H263ZM30 214L27 215V216L30 217ZM45 214H47V213H45V211H44V214H42V215L44 216V219H47V217L45 216ZM69 214H70V213L65 214V215H69ZM101 214H99V215H101ZM124 214H125V213H124ZM243 214H244V213H243ZM254 214H255V213H254ZM21 215H20V216H21ZM32 215H33V214H32ZM32 215H31V216H32ZM53 215H54V214H53ZM55 215H56V214H55ZM55 215H54V216H55ZM57 215H58V214H57ZM71 215H73V214H71ZM79 215H80V213H79ZM82 215L84 216V212H83ZM105 215H106V214H105ZM117 215H119V214L117 213L116 216H117ZM120 215H119V217H120ZM126 215H127V214H126ZM130 215H131V214H130ZM130 215H129V216H130ZM152 215H153V214H152ZM185 215H186V214H185ZM185 215H184V216H185ZM23 216H24V215H23ZM25 216H26V215H25ZM25 216H24V217H25ZM49 216H50V215H49ZM51 216H52V215H51ZM101 216H104V215H101ZM101 216H100V218H101ZM106 216H107V215H106ZM116 216H115V217H116ZM135 216H136V215H135ZM142 216H143V215H142ZM182 216H183V215H182ZM21 217H22V216H21ZM24 217H22V218H24ZM40 217H42L41 214H40ZM58 217H59V215H58L57 217H55L56 220H59V219H60V218H58ZM67 217H68V216H67ZM67 217H66V218H67ZM73 217H74V216H73ZM88 217H89V215H88ZM133 217H134V216H133ZM263 217H262V218H263ZM19 218H20V217H19ZM19 218H18V219H19ZM22 218H21V220H22ZM26 218H27V217H26ZM42 218H43V217H42ZM51 218L53 219L54 217L52 216ZM51 218L49 219V220H51V223H50V224H52V219H51ZM75 218H76V216H75ZM77 218H78V217H77ZM82 218H83L84 220L87 219L85 216L82 217ZM106 218H107V217H106ZM108 218H109V217H108ZM136 218H137V217H136ZM168 218H169V217H168ZM259 218H260V216H259ZM259 218H258V221H260ZM262 218H261V221H262V220L264 221V219H262ZM1 219H0V220H1ZM40 219H41V218H40ZM40 219H39V220H40ZM68 219H69V218H68ZM68 219H67V220H68ZM73 219H74V218H73ZM83 219H82V221H83V222H86V221H84ZM102 219L104 220V219H105V216H104ZM120 219H121V218H120ZM133 219H135V218H133ZM153 219H154V218H153ZM21 220H20V221H21ZM23 220H24V219H23ZM23 220H22V222H23ZM26 220H28V219H26ZM41 220H42V219H41ZM41 220H40V221H41ZM61 220H59V221H61ZM63 220H65V219H63ZM77 220H79V218H78ZM103 220H102V222H103ZM42 221H43V220H42ZM42 221H41V222H42ZM59 221H57V222H59ZM73 221H74V220H73ZM79 221H81V220H79ZM82 221H81V222H82ZM29 222H31V221H29ZM41 222H39V223H41ZM44 222H46V220H44ZM44 222H43V223H44ZM62 222H63V221H62ZM75 222H76V220H75ZM83 222H82V223H83ZM114 222H115V221H114ZM26 223H27V222H25V224H26ZM33 223H32V224H33ZM43 223H42V224H43ZM60 223H61V222H60ZM65 223H66V222H64V224L62 225V227H64ZM76 223H77V222H76ZM76 223H75V224H76ZM210 223H211V222H210ZM19 224H20V223H19ZM25 224H24V225H25ZM28 224H29V223H28ZM30 224H31V223H30ZM32 224H31V225H32ZM46 224H48V220H47ZM66 224H68V221H67ZM72 224H73V223H72ZM78 224H79V223H78ZM84 224H85V223H83V225H84ZM103 224H104V223H103ZM106 224H107V223H106ZM146 224H147V222H146ZM263 224H264V223H263ZM22 225H23V224H22ZM33 225H34V224H33ZM33 225H32V226H33ZM43 225H44V224H43ZM58 225H59V224H58ZM58 225H56V226L58 227ZM60 225H61V224H60ZM104 225H105V224H104ZM17 226H18V225H17ZM27 226H28V225H27ZM44 226H46V225H44ZM44 226L38 224V222H37V224H35L33 228H35V229L38 230V232H39V229H40L41 227H44ZM48 226H49V224H48ZM53 226H54V224H53ZM53 226H51V227H53ZM68 226L71 227V223H70ZM75 226H76V225H75ZM81 226H82V224H81ZM148 226H149V225H148ZM158 226H159V225H158ZM2 227H1V228H2ZM29 227H30V229H31V226H29ZM49 227H50V226H49ZM49 227H48V228H49ZM66 227H67V226H66ZM69 227H68V228H69ZM212 227H213V226H212ZM15 228H16V227H15ZM15 228H14V229H15ZM54 228H55V226H54ZM259 228H260V227H259ZM261 228H262V227H261ZM30 229H29V230H30ZM41 229H43V228H41ZM64 229H66V228H64ZM69 229H70V228H69ZM73 229H74V228H73ZM73 229L71 228V230H73ZM77 229L80 230V229H81L80 226L77 227ZM77 229L75 228V231H76ZM142 229H143V228H142ZM161 229H162V228H161ZM262 229H264V228H262ZM15 230H16V229H15ZM24 230H25V229H24ZM24 230H23V231H24ZM27 230H28V229H27ZM47 230H48V229H45L44 232L47 231ZM51 230H52V229H51ZM51 230H49V231H51ZM66 230H67V229H66ZM71 230H69V232H70ZM157 230H158V229H157ZM13 231H14V230H13ZM23 231H21V232H23ZM84 231H85V230H84ZM84 231H83V232H84ZM18 232H19V230H18ZM32 232H35V231H34V230L31 231V233L25 231V238L27 237V236H26V233H28V234H32ZM38 232H37V233H38ZM40 232H41V231H40ZM42 232H43V231H42ZM66 232H67V231H66ZM69 232H67V233H69ZM73 232H74V231H73ZM77 232H78V231H76L75 233H77ZM81 232H82V229H81ZM243 232H244V231H243ZM263 232H264V230H263ZM37 233H36V234H37ZM71 233H72V232H71ZM87 233H88V235H89V232H87V231L85 232V235H86ZM260 233H261V231H260ZM16 234H17V233H16ZM20 234H22V233H20ZM28 234H27V235H28ZM34 234H35V233H34ZM34 234L32 235V237L35 236ZM42 234H43V233H41V234H39V235L42 236ZM44 234H45V233H44ZM44 234H43V235H44ZM69 234H70V233H69ZM77 234H78V233H77ZM77 234H76V235H77ZM80 234H82V233H80ZM80 234H79V235H80ZM83 234H84V233H83ZM103 234H104V233H103ZM107 234H108V233H107ZM76 235H73V236H72V235L70 234V237H73V238H74V236H76ZM90 235H91V234H90ZM90 235H89V236H90ZM163 235H164V234H163ZM14 236H15V235H14ZM21 236H22V238H23V235H21ZM21 236H20V237H21ZM46 236H47V235H46ZM77 236H78V235H77ZM86 236H87V235H86ZM102 236H103V235H102ZM102 236H101V237H102ZM104 236H105V235H104ZM123 236H124V235H123ZM263 236H264V235H263ZM18 237H19V234H18V236H15V240H16V238H18ZM20 237H19V238H20ZM30 237H31V236H30ZM35 237H36V236H35ZM35 237H34V238H35ZM37 237H38V235H37ZM48 237H49V236H48ZM80 237H81V236H80ZM90 237L93 238L92 235H91ZM251 237H252V236H251ZM25 238H24V239H25ZM41 238H42V237H41ZM41 238H40V239H41ZM43 238H44V237H43ZM64 238H65V237H64ZM66 238L69 239V237H66ZM73 238H72V239H73ZM85 238H87V237H85ZM91 238H90V240H91ZM102 238H103V240H105L104 237H102ZM106 238H107V235H106ZM163 238H164V237H163ZM261 238H262V237H261ZM263 238H264V237H263ZM28 239H29V237H28ZM75 239H76V238H75ZM75 239H74V241H75ZM249 239H250V238H249ZM252 239H253V238H252ZM18 240H19V239H18ZM20 240H21V239H20ZM34 240H35V239H34ZM37 240H38V239H37ZM41 240H42V239H41ZM43 240H44V239H43ZM45 240L47 241V239H45ZM65 240H66V242L68 241L67 239H65ZM79 240H81V239H78L77 242H79ZM88 240H89V238H88ZM88 240L86 239L85 241H87V243H89ZM162 240H163V239H162ZM12 241H13V239H12ZM22 241H23V239H22ZM26 241H27V240H26ZM30 241H31V239H30ZM74 241H73V242H74ZM93 241H94V240H93ZM108 241H110V240H108ZM247 241H248V240H247ZM28 242H29V241H28ZM37 242H38V241H37ZM61 242H62V241H61ZM61 242H60V243H61ZM66 242H64V243H62V244H65ZM77 242H76V243H77ZM83 242H84V241H83ZM111 242H112V241H111ZM119 242H120V241H119ZM12 243H13V242H12ZM15 243H16V242H15ZM26 243H27V242H25L24 245H25ZM45 243H46V242H45ZM60 243L58 242L57 244H60ZM69 243H70L69 245L71 246V242H70V241H69ZM76 243H75V244H76ZM79 243H80V242H79ZM123 243H124V242H123ZM167 243H168V242H167ZM167 243H166V244H167ZM18 244L21 245V244L19 243V241H18ZM27 244H29V243H27ZM32 244H33V243H32ZM38 244H39V243H38ZM38 244H37V245H38ZM41 244H42V242H41ZM57 244H56L55 247H58ZM77 244H78V243H77ZM77 244H76V245H77ZM84 244H85V243H84ZM126 244H127V243H126ZM246 244H247V243H246ZM8 245H9V246H8ZM15 245H16V244H15ZM33 245H34V244H33ZM65 245H66V244H65ZM80 245H81V244H80ZM124 245H125V244H124ZM168 245H169V244H168ZM260 245H261V244H260ZM13 246H14V245H13ZM17 246H18V245H17ZM22 246H23V245H22ZM40 246H41V245H40ZM61 246H62V245H61ZM61 246H60L59 248H61ZM67 246H68V244H67ZM77 246H78V245H77ZM77 246H76V248H78V250H79L80 248H79V246H78V247H77ZM212 246L216 247L215 244H213ZM212 246H211V247H212ZM18 247H19V246H18ZM83 247H84V245H83ZM85 247H86V244H85ZM85 247H84V249H85ZM123 247H124V246H123ZM123 247H122V248H123ZM214 247H213V248H214ZM260 247H261V246H260ZM260 247H259V248H260ZM11 248H13L14 251H18V249L16 250L14 247H11ZM23 248H24V247H22V249H23ZM25 248H26V247H25ZM28 248H29V247H28ZM36 248H37V247H36ZM36 248H34L35 251H36ZM41 248H42V246H41ZM63 248H65V246L62 247V249H63ZM67 248H69V247H67ZM76 248H75V250H76ZM81 248H82V247H81ZM216 248H217V247H216ZM62 249H61V251H62ZM125 249H126V248H125ZM217 249H218V248H217ZM217 249H216V250H217ZM37 250H38V249H37ZM65 250H66V248H65ZM73 250H74V249H73ZM92 250H93V249H92ZM95 250H96V249H95ZM109 250H110V249H109ZM210 250H211V249H210ZM218 250H219V249H218ZM227 250H228V249H227ZM262 250H263V249H262ZM24 251H25V250H24ZM24 251H23V252H24ZM28 251H29V250H28ZM28 251H26V252H28ZM66 251H67V250H66ZM70 251H71V250H70ZM100 251H101V250H100ZM104 251H105V250H104ZM125 251H127V250H125ZM136 251H137V250H136ZM196 251H197V250H196ZM213 251H214V250H213ZM221 251H222V250H221ZM231 251H232V250H231ZM233 251H235V250L233 249ZM233 251H232V252H233ZM29 252H30V251H29ZM29 252H28V253H29ZM54 252H56V251H54ZM63 252H65V251H63ZM67 252H68V251H67ZM98 252H99V251H98ZM110 252H111V251H110ZM208 252H209V251H208ZM214 252H216V251H214ZM232 252H231V253H232ZM15 253H16V252H15ZM19 253H20V252H19ZM79 253H80V251H79ZM96 253H97V252H95V254H96ZM211 253H212V252H211ZM234 253H235V252H234ZM234 253H233V254H234ZM258 253H259V252H258ZM22 254H25V252L22 253ZM29 254H30V253H29ZM34 254H35V253H34ZM65 254H66V253H64V255H65ZM71 254H73V253H71ZM105 254H106V253H105ZM109 254H110V253H109ZM201 254H202V253H201ZM215 254H216V253H215ZM233 254H232V255H233ZM19 255H21V254H19ZM26 255H27V254H26ZM53 255H54V254H53ZM53 255H52V256H53ZM56 255H57V254H55L54 257H56ZM64 255H63V256H64ZM78 255H79V254H78ZM78 255H75V256H78ZM93 255H94V252H93ZM93 255H92V256H93ZM100 255H101V254H100ZM106 255H107V254H106ZM199 255H200V254H199ZM17 256H18V255H16V258H15V259H16L17 262H18V259H17V258H18L19 256H18V257H17ZM40 256H41V255H40ZM63 256H62V257H63ZM70 256H71V255H70ZM98 256H99V254H98ZM173 256H174V255H173ZM217 256H218V254H217ZM225 256H226V255H225ZM239 256H240V255H239ZM27 257H28V256H27ZM65 257H66V256H65ZM73 257H74V255H73ZM78 257H80V256H78ZM78 257H77V258H78ZM103 257H104V254H103ZM191 257H192V256H191ZM227 257H228V255H227ZM237 257H238V255H237ZM241 257H243V256H241ZM21 258H22V257H21ZM25 258H26V257H25ZM25 258H23V260H24ZM44 258H45V257H44ZM90 258H91V257H90ZM96 258L98 259V257H96ZM13 259H14V258H13ZM65 259H66V258H65ZM80 259H81V258H79V260H80ZM85 259H86V258H85ZM107 259H108V258H107ZM227 259H228V258H227ZM255 259H256V258H255ZM19 260H21V259H19ZM23 260H22V262H23ZM26 260H29V259H26ZM63 260H64V259H63ZM75 260L77 261V259H75ZM81 260H83V259H81ZM94 260H95V259H94ZM101 260H102V259H101ZM202 260H203V259H202ZM12 261H13V260H12ZM34 261H35V260H34ZM45 261H46V259H45ZM65 261H66V260H65ZM85 261H86V260H85ZM97 261H98V260H97ZM194 261H195V260H194ZM196 261H197V260H196ZM238 261H239V260H238ZM260 261H261V260H260ZM19 262H20V261H19ZM25 262H26V261H25ZM30 262H31V261H30ZM40 262H41V261H40ZM77 262H78V261H77ZM201 262H202V261H201ZM240 262H242V260H241ZM14 263H15V262H14ZM28 263H29V262H28ZM31 263H32V262H31ZM43 263H44V261H43ZM48 263H49V262H48ZM78 263H79V262H78ZM81 263H82V262H81ZM85 263H86V262H85ZM98 263H99V262H98ZM112 263H113V262H112ZM15 264H16V263H15ZM18 264H20V263H18ZM23 264H24V263H23ZM33 264H34V263H33ZM86 264H87V263H86ZM88 264H89V263H88ZM94 264H96V263H94ZM100 264H101V263H100ZM182 264H183V263H182ZM249 264H250V263H249Z\"/></svg>","mask_w":264,"mask_h":264}]
</instances>
